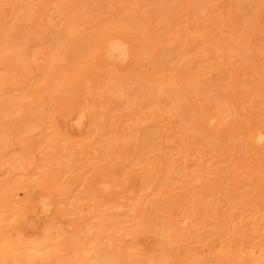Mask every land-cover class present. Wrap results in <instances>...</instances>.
Segmentation results:
<instances>
[{
  "label": "rangeland",
  "instance_id": "rangeland-1",
  "mask_svg": "<svg viewBox=\"0 0 264 264\" xmlns=\"http://www.w3.org/2000/svg\"><path fill=\"white\" fill-rule=\"evenodd\" d=\"M15 1L17 2L16 5H18V4L26 3L28 0L27 1L24 0L25 2L23 0L22 1L21 0H0V17L2 18L3 14L5 13L6 18H7V20L5 19V24L7 25L6 27L9 26L8 27L9 29L7 28L6 31L7 32L10 31V35H11L12 32H14L16 30L17 31L20 30L18 32V34L20 35L18 37L20 39L16 38L17 40H13V41L19 40L21 42V41H23L24 38H25L24 39L25 41H29V40H31V39L33 40L35 38L34 41H31V42L33 43V42L37 41L36 43H39V46H37L38 44L34 43L35 46H37V47L32 46L30 49H27V51H24V49H23L24 53L26 52L25 54L21 52L22 49H20V47H19V49L21 51L18 49V47L16 46V44H14V42L10 44V47L12 49L11 48L9 50L8 49L5 50V48L0 49V52H1L0 53V93H1L0 97L2 96L0 98V102H2V100L4 99L3 100L4 102L0 104V130H1V128H2V130H4V129L9 130L6 133V137H5L7 139L3 140V141H2V139H0V143H2V144L7 141L6 142L7 144L4 143V145H2L3 147L0 146V264H17V263H19L18 259H20L23 264H25L27 261L30 262V263L27 262V264H42V263L43 264H45V263L46 264H105V260H103V257L105 256V254H110L111 256L113 254L115 257L118 256L117 258H121V262H124L123 264H126V263L128 264L130 262H131V264H162L159 260L160 259L162 260L163 258L162 257L159 258V255H161L165 252L167 253L168 259L166 258L167 257L166 256L164 259H167V260L163 259V261H162L163 264H166V263H164V261L165 262L167 261V263H170V264H183L182 261H184V263H187V264H191V263L192 264H254L255 262H259L262 259V256H263L262 250L264 248V244H263L264 239H262L263 237H261V234H263V232H264V188H263L264 185H261V186L258 185L259 186V188H258V186L256 184H258L259 178L262 177V179L264 180V177H263L264 174L262 173V172H264V149H261L260 151H258V153L256 155H253V154H252L253 156L248 155V153H250L248 151L250 148L253 147V145L246 144V142H245L246 138H244L245 135H243V133L241 134L239 132H240V130H241V132H243L245 128H247L251 125H255L258 123L264 124V97L261 98L262 95L264 96V92H262L263 94L261 92H259L262 90V88H263L262 91H264V75H263V77H261L262 74H264V63H263L264 62V40L263 39L264 38L261 37V36L264 37V20L262 17L261 18L259 17L257 21H253V20L249 21L248 16H247V14H249V13L250 14L253 13L254 16H256V15L258 16L259 14L262 15V13H264V0H240V1L235 0L237 5H235V7H233L234 9L229 8V3L231 2V0L228 2H224V6L226 5L228 7L222 8L223 6H220L219 7L220 9L218 8V6L221 4L220 2L222 0L220 2H219V0H210V4H209V2H206V3L203 2V0H198V2H197V0H191L193 2L190 1V3H187L186 6L180 5L179 1H177V0H175V1L174 0H125V1L124 0H51V1L50 0H48V1L47 0L46 1L29 0L30 2H27L28 3V7H27L28 9H30V7L31 8L33 7L32 9H37V10L40 8L39 11L36 12V14H37L36 18L35 17L34 18H24L23 17L27 8L26 9L19 8L18 11H15V13L16 12L17 13L16 14L14 13L15 14L14 15L13 11L16 10L15 4H14V3H16ZM40 1H43V2H40ZM176 1H177V3H176ZM187 1L189 2V0H187ZM214 1H216V2H214ZM44 2H46V3H44ZM174 2L177 5L179 4L178 7H176L177 9L175 8V6H177V5H175ZM200 2H201V4H200ZM211 2H213V3H211ZM259 2H260V4H258ZM41 3H42V5H41ZM61 3H64V4L62 5ZM166 3H167V5H166ZM197 3H199V5ZM46 4L50 5L52 8L49 10L48 9L49 6H47ZM112 4H113V6H112ZM38 5H40V6L45 5V7H47V8H45L44 6L40 7ZM139 5H141V6H139ZM189 5L191 6V8H190L191 11H193V12H190L191 16L189 14V11H190ZM215 5H217V7ZM4 6H6V8H7L6 11H4V9H3V8H5ZM11 6H14V7L12 8ZM74 6H75V8H74ZM167 6H172V8H174V10L173 11L171 9L170 10L173 12V14H176V15H173L170 10H167V11H169V13H168L164 8ZM187 6H188V8H187ZM199 6H201V7H199ZM202 6H203V8H202ZM204 6L208 7V8H205ZM212 6H214V7L212 8ZM9 7H11V8H9ZM119 7H120V9H119ZM126 7L127 8L129 7V8L127 9ZM181 8L186 9V12H188V14H186L185 10H182ZM204 8H205V10H204ZM215 8L218 9L223 14L219 13V11L215 10ZM28 9H27V11L31 10V9L30 10H28ZM180 9L182 10V14L184 12L183 15L186 14L184 17L180 13L181 12V11H179ZM188 9H189V11H187ZM226 9H228V10H226ZM258 9L259 10L263 9L262 13H261V11L259 12V14H258V12L255 13V11H259ZM1 10L4 13L1 12ZM58 10H59V12H58ZM147 10L151 12V15H150V13H149V15H146V14H148ZM160 10L163 11V14L165 12V14L163 15L160 12ZM206 10L209 13V17H208ZM21 11H23V12H21ZM110 11H113V12L111 13ZM117 11L119 12V14ZM174 11L176 13H174ZM47 12H49V13H47ZM229 12L230 13L235 12L236 14L233 13L235 16L240 15L239 18H237L238 20L236 19L235 20L236 22H234L233 24H231L232 20L229 19ZM1 13H3V14H1ZM38 13H40L41 18L39 17ZM170 13H171V15H170ZM226 13H228V14H226ZM36 14H35V16H36ZM46 14H49V16ZM116 14L118 15V17L120 16L119 19L117 18ZM144 14H145V16H143ZM205 14H207V15L204 16ZM211 14H212V16H211ZM219 14L221 15L220 18L222 19V21L219 18ZM42 15H43V17H42ZM59 15H61V16H59ZM187 15L190 16V17L189 16L187 17L188 19L191 18L190 21H187V18H186ZM241 15L243 18L241 17ZM53 16L56 17L57 19H55ZM57 16L59 18L61 17L60 20L58 19ZM172 16L174 19L172 18ZM225 16H227V17L225 18ZM13 17H15V18L13 19V21H11V19ZM52 17H53V19L50 20V18H52ZM78 17L81 20H79ZM148 17H149V20H151L150 22L148 20ZM181 17H183L182 19L186 18V20L184 19L182 22V23H186V24H180L179 23V22H181V19H180ZM203 17H206L207 19L206 18L204 19ZM137 18H139V19H137ZM213 18L218 23L214 22ZM217 18H218V20H217ZM15 19H16V21H14ZM36 19H38V20H36ZM146 19H147V22L145 21ZM209 19H210V21L212 20V22L214 23L213 26L208 23V22H210ZM2 20H4V19H2ZM35 20H36V22H35ZM43 20H45L46 22H48L52 26L46 25L45 21H43ZM53 20H55V21H53ZM52 21H53V23H52ZM59 21H60V24L58 23ZM130 21H131V23H130ZM175 21H178V23H175ZM201 21H204V22L207 21V23H206L207 25L209 24V26H211L212 28L214 27L213 31L216 34H214L212 32L211 28H209L208 26L202 27L203 22L199 23ZM13 22H15V24L16 23L17 24L13 25L14 24ZM56 22H57V24H56ZM137 22H138V24H136ZM188 22L196 23V24L199 23V25L204 29L200 28V26L197 25L200 28V31H201L200 32V31H198L199 29L197 30L196 24H193V25H195L196 29H192L191 27H193V25L192 26L190 25L191 26V27H189V29H191V31H190L189 29H187ZM212 22H211V24H212ZM9 23L12 25L11 26L12 29L10 28ZM69 23L71 24V26L74 24L73 26H75L74 27L75 29L72 28L73 26L70 28ZM164 23H165V25H164ZM235 23H236V25H234ZM66 24L67 25L69 24L68 25L69 27H67ZM206 24H204V25H206ZM218 24H220L221 26L220 25L217 26ZM229 24L234 25L235 27H238L241 25L244 26L243 31L245 34L244 33L240 34L238 32L237 34L235 33L234 35L232 34L233 36L232 35L230 36L229 35L230 31L233 32L235 27L229 26ZM149 25H150V27H149ZM227 26H229V27H227ZM246 26H248V27H246ZM6 27H5V29H6ZM58 27H60V28H58ZM147 27H148V29H147ZM231 27L233 29H231ZM53 28H55V29H53ZM56 28H57V30H56ZM67 28H68V30H67ZM82 28H84V29H82ZM151 28L153 29L152 30L153 33H151L152 32ZM205 28H209L210 32L208 29H205ZM259 28H260V30H258ZM70 29H71V31H69ZM170 29H172V30H170ZM175 29H176V31L179 30V31H177L178 37H180V35L181 36L183 35V37L178 38ZM223 29H225L226 31L227 30L229 31L228 32L229 40L231 39V42L236 44L238 49L240 47L239 50H241V47L243 48L247 45V43H245L247 38L252 39V42L250 45H253L255 47V50L251 51L249 54H252V55L257 54L258 55L255 63L249 62L250 60H244V58L241 55L233 54L231 51H229V49H230L229 47H228L227 51L230 53H227V52L225 53L224 49L220 48V46H222L221 44L223 41L221 40V43H220L221 37H219V35L223 34L225 32V31H222ZM248 30H249V32H248ZM68 31L71 33L69 34ZM173 31H174V33H173ZM202 31H206V34H207V32L210 34L213 33L211 36H213L212 38L215 41L213 39H210L211 36H210V38L207 35H206L207 37H205V33ZM0 32H1L0 34H3L2 31H0ZM24 32H25V34H23ZM112 33L114 35H117V34L122 35V33H123L126 37L128 36V38L132 42L135 43L134 46L137 47L136 48L137 51L131 55V57L128 59V61L122 62L121 60H111V59L108 60L104 56L105 54L102 51V49H103L102 47H103L104 43L106 42L107 36H110V34L112 35ZM8 34H9V32H8ZM154 34L156 36L157 35L158 36L156 37V36H154ZM203 34H204V36H203ZM225 34H226V32H225ZM23 35H25V36H23ZM30 35H31V37H30ZM62 35H65V36L62 37ZM171 35H174V36L170 37ZM196 35L198 36L197 38H199V41H201V42H203L205 39V42L203 44H205L206 47L201 42L200 43L198 42V39L194 37ZM199 35H202L200 37H202L203 39L201 38V40H200ZM216 35L220 39H218L216 37ZM2 36L0 35V40L3 42L2 44L0 43V48L1 47L3 48V45H4L3 40H5ZM82 36H84V37H82ZM103 36L105 37V39ZM60 37H62L63 39L62 38L60 39ZM234 37H235V39H234ZM238 37L240 39L242 38L241 39L242 42L239 43L240 39L237 40L238 42L236 41V38H238ZM190 38H192L193 40ZM194 38L197 40V43H196V40ZM207 38L209 40H207ZM45 39H46V41H45ZM160 39L161 40L164 39V40L161 41V43H160ZM175 39H176V41L181 39V41L179 40V42H178L180 44V46H178V43L175 42ZM210 40L212 42L214 41L215 43L214 44L211 43L212 45L209 44ZM217 40L219 41L220 46L218 45ZM63 41L64 42L66 41L65 45H63L64 44ZM157 41L160 44L159 47H158V43H156ZM46 42H47V45H46ZM32 43H30V44H32ZM216 43H217V45L215 46ZM12 44H13V47L11 46ZM153 44H154V47L151 46ZM163 44L168 48L163 47V49H160V48H162ZM194 44H196V46H194ZM14 45L17 48V50L14 47ZM148 45L150 47H152V49L157 47L158 50L155 49V50L151 51L150 48L146 49V47ZM143 46H145V48ZM175 46H176V48H175ZM53 47H56L57 49H55ZM217 47H218V49H217ZM25 48H29V47H25ZM52 48L54 51L51 50ZM32 49H33V51H32ZM144 49H145V52H144ZM1 50H3V51H1ZM146 50L148 51V53ZM221 50L224 52H222ZM243 50H244V48H243ZM33 52H35V53H33ZM213 52H216V53H213ZM141 53H144V54H141ZM199 53H200V55L198 56ZM17 54H19V55H17ZM62 54H65V55L63 56ZM20 55H21V57H18ZM190 56H193V57L191 58ZM219 56H221V57H219ZM215 57H216V59H215ZM259 57H260V59H259ZM247 59H248V57H247ZM56 64H57V66H56ZM58 74H60L59 75L60 77H58ZM198 74H200V75H198ZM230 74L237 76V77L239 74L240 75L242 74L241 77L238 78V80L237 79L233 80L236 83L238 81L239 82L238 85L241 87H239L238 85H236V86L232 85L231 87H228L229 85L226 84L225 82H228V79L226 81V77L228 78L229 76H231ZM196 75L199 76V78L196 77L199 80H196V78H195ZM245 75L247 76V78ZM51 76H52V79L56 78V80H59V81L63 80L62 79V76H63V78L65 77L64 78L65 81L64 82L62 81V85H61V81L57 82L55 79L52 80ZM190 76L194 77V79L192 80V78H190ZM252 76L256 79L252 80V79H254V78H252ZM47 77H48V79H47ZM57 77L59 79H57ZM72 77H74V78H72ZM126 77H127V79H126ZM200 77H202V78H200ZM205 77L206 78L211 77V78L207 81V79ZM175 78H180V79L183 78V83L178 88V91L181 90L180 92H182V95H181V98H179L175 102V103H178V101L180 100L182 103L179 102L180 106H176L177 108H175V109L173 107H168L169 108L168 109L162 103L163 99L164 100L168 99L167 101H169V100H171V97H173L175 95L172 94L171 97H169L168 95H166L164 93L162 94L160 91H163L166 89V86L162 85V82L167 81L166 85L168 84V88L173 89V87H174V85H173L174 81L173 80ZM249 78H252V79L249 80ZM68 79H70V80H68ZM73 79H74V81H73ZM86 79H89V81L86 82ZM189 79H191L193 81L192 85H189L190 83L186 82V81L190 82L191 80H189ZM202 79L206 80L207 83L211 82L212 84L211 83L210 84L205 83V87H204V86H202V85H204V84H202V81H201ZM244 79H247L249 81L248 82L246 80L244 81ZM78 80H80L81 82ZM51 81H53V82L56 81V83L57 84L59 83L60 86H58L59 84L52 86L53 82H51ZM123 81L124 82L126 81V83L132 82L133 84L128 89L127 88L128 85L126 83H124ZM262 81H263V84H262ZM122 82H123L124 86H127L126 87L127 91H133L134 94L139 91L137 93V95L135 94L136 96L132 95L133 99H131L132 96L130 98L131 100H129V97H128L129 102L126 103V106L128 107V106H132L134 104L133 105V106H135L134 108H136V109L138 108V110L143 109L140 112L138 111L136 115L134 114L135 118L136 117L137 118L143 117L142 114H144L145 112L146 113L144 115L148 116L147 112H149V114L151 115V116L150 115L149 116L151 118H149L146 122H141L139 125V122H137L135 120V118L134 119L132 118V119L125 121L123 123V120H124V117H122L123 113H125L124 112L125 110H126V112L129 110L127 107L125 108V106L123 104L124 102L127 101L126 100L127 98H126V95H124V97L116 96L115 92H113V89H112L113 88L112 85L116 86V85H118V83H122ZM241 82H245L244 87H243V83H241ZM255 82L258 84L255 85ZM71 83H73V84H71ZM224 83L227 86L223 87V88L222 87L220 88V87H218V85H215V84H219V86H221ZM251 83L254 85L250 86ZM53 84H55V82ZM82 84H83V86H82ZM87 84L88 85L90 84V86L92 85L88 90H87ZM260 84H261V86H260ZM102 85H103V87H102ZM246 85H247V87H246ZM262 85H263V87H262ZM46 86H48L49 87L48 89H50V90H48ZM70 86H72V89L77 86V88H75L77 91H74L75 89L72 90L70 88ZM110 86H111V88H110ZM259 86H260V88H259ZM6 87H7V89L8 88H12V89L7 90ZM42 87L44 89L46 87V89L42 91L41 90V89H43ZM198 87L201 89V90H199L200 93L198 92ZM209 87H210V89H208ZM250 87H251V89H250ZM254 87H255L256 91L258 90V93L255 92V94H257V96L254 94V90H255ZM3 88H4V90H3ZM39 88L42 91V93H40L41 91H39ZM192 88L194 91L192 90ZM212 88L213 89L216 88V90H221L222 92H226V93H230V94L234 93L235 95L233 97L234 98L236 97L235 99H238V98L240 99V101H236L237 103H239V106H240V102L242 103L241 105H243L245 103L243 105L245 107L240 106L241 110H239V108H238L240 113L235 110V114H232L234 112H232L231 114H228V116L226 117L227 119H225L224 126L216 128V130H218V129L224 130V133H223V135H221L222 136L221 138H215L213 136H205L206 135L205 132L208 131V127L203 128L204 130H202V131H204V132L200 131L198 133H197L198 127L193 128V129L190 128L191 124L192 125L194 123L196 124V121H197L196 126H198L199 122L201 121L200 119L203 118L204 113H205V111H204L205 108H202L201 106H205V104H207V103H209L208 105L211 106L214 103V101L216 103L222 102V100H219V99L217 101L216 100L212 101L209 99V97L212 95V93H211L212 91H210V90H212ZM248 88L250 89V91H247L248 92L247 93L245 91ZM203 89H204V91H203ZM6 90H7V92L4 93L3 91H6ZM46 90H48V91H46ZM155 90H157V91H155ZM206 90H208V91H206ZM26 91L27 92L30 91L29 95L27 94ZM32 91H34V92H32ZM134 91H136V92H134ZM251 92H253V93H251ZM210 93H211V95H210ZM24 94H26L27 97H26V95L24 96ZM230 94H228V95H230ZM250 94H251V96H250ZM252 94L255 96L254 98H253ZM43 95L47 98V101L45 100V97ZM151 95H153V96L155 95L156 97H153ZM87 96L89 97L87 102H89L90 104H92V102H97L99 104H102L101 106H96V107L94 105H93L94 107L92 105H90L93 107V108L91 107V109L96 111V108H97L96 112L100 111L102 113V111H103V112L107 113L106 114L107 117L105 118L102 115L103 113L101 114L100 112H98L99 115H97V116H99V117H97V116L96 117L101 118V119H99V120L96 119V125L94 126V128L97 131H95V133L93 135H91L92 137L90 136L89 138L85 137L86 135L85 134L83 135L82 132H80V131H75V130L72 131V128L70 127V123L67 122V124H66V121L65 122L63 121V119L65 120L64 117L67 114H69V115L72 114L74 111L77 110L78 107H80L81 105L86 103V100H87L86 97ZM195 96H196V98H195ZM112 97H114V98H112ZM148 97L149 98L151 97V98L148 99ZM11 98L14 99L13 100L14 102L16 101L15 104L12 100H10ZM37 98L41 102H39V101L37 102V100H36ZM243 98H244V101H246V102L243 101ZM249 98L251 99L252 102L256 98L255 99L256 101L254 100V103H252V105H251V101ZM252 98H253V100H252ZM7 99L10 101H8ZM43 99L46 101V102H44L45 104L42 103ZM90 99H91V101H90ZM109 99H111V100H109ZM157 99H159L160 104L161 103L162 104L157 105V106L153 105L151 107V105H152L151 102H158L159 103V100L157 101ZM188 99H189V101H188ZM207 99H209V102L205 101ZM257 99H258V101H257ZM27 100H29V101H27ZM138 100H141V101L137 102ZM108 101H109V104L107 103ZM142 101H144V102L147 101L146 104L148 103V108H147L146 104H145L146 107H144L145 105L140 107L142 105V103L144 104V102H142ZM260 101H261V103H260ZM10 102H12V103H10ZM17 102H18V106H17ZM19 102L21 104L24 102L27 103L29 106L28 109L29 108L33 109V107H35V106L37 108L38 105H36L35 103H38L40 105L39 106L40 108L43 107V109H41V110H43V112H41V110L39 112V110L38 109L35 110V108H34V110L36 112L34 111V113H33L31 109H30L31 111L28 112L27 111L28 109L26 107H24L26 112H28V114H26L25 110L23 109L24 104L22 106ZM104 102L107 103V106ZM5 103L7 106L5 105ZM31 103H33V104H31ZM137 103H139V104H137ZM216 103H214V105ZM11 104H13V105H11ZM30 104L32 105V107H30L31 106ZM115 104H119L122 106H120V107L115 106L112 110H110L111 108L108 109L109 107H111ZM200 104H201V106H200ZM224 104L227 105L226 103H224ZM4 105L6 108H4ZM195 105L197 106V108L199 107V109H197ZM220 105H218V106H220ZM159 106H163V108L161 109ZM192 106H195V107H192ZM7 108H8V110H7ZM15 108L16 109L19 108V110L17 109V111H16ZM159 109H161V110H159ZM195 109H197L198 111H195V114H194L195 116L189 117L192 119V120H190V123H187L186 125L183 124V127H182V125H180L182 122L180 123V121H184V123H185V121L187 119L186 118L183 119V117L186 115L185 117L188 118V116H190L191 111H194ZM201 109H203V110L201 111ZM216 109L217 108H214V110L212 109L211 111L215 112V111H217ZM180 111H182L183 113H179ZM141 112H143V113H141ZM176 112H178V113H176ZM201 112L202 113L204 112V113L202 114ZM236 112L239 114H237ZM98 113H96V114H98ZM120 114H121V117L119 116ZM161 114H162V117L164 114V118H162L164 120H159L161 118V116H160ZM201 114H202V116H201ZM182 115H183V117H180ZM156 116H159L160 118L159 117L156 118ZM199 116H201V118H199ZM195 117H197V118H195ZM17 118L19 121L18 123L16 122ZM117 118L120 120L119 122H117V120H118ZM27 120L28 121L31 120V122L29 123ZM33 120L35 121V124H38L36 122H39L40 124H38L39 126L36 125L37 127L34 126L35 128H33V127L30 128L29 125L33 122ZM9 121H11V122H9ZM251 121H252V123H251ZM7 122H8V124H7ZM163 122H167L168 123L167 125L173 126L172 130H173V128H175V130H177L179 132H182V133L186 132L191 137L187 138L188 140H186V142L183 141L184 143L183 144L180 143L179 145H178L177 141L179 140L180 136L176 139H174L175 138L174 137L173 141L170 142V146L168 148L162 147L163 144L158 145V148H154L153 145H155L156 143L158 144L161 141V139H160L161 137L157 138L158 132L161 131L159 129V127H157V126L159 124H164ZM204 122H206V121H204ZM97 123H99V125ZM128 124L132 128H134V126L136 127L137 125H139L141 130L137 129V131L131 132L129 130L130 128L128 129ZM32 125H34V124L32 123ZM65 125H66V127H65ZM131 125H133V126H131ZM225 125H226V127H225ZM227 125L230 127H228ZM237 125L238 126L244 125V126L243 127H237ZM97 126H98V128H97ZM245 126H247V127H245ZM142 127H144V129H142ZM241 128H244V129H241ZM72 132H74V133H72ZM102 132L106 135H104ZM101 133H102V135H101ZM57 134H58V136H57ZM136 135L138 137L141 136V138L140 139L137 138ZM116 136L118 138H120L119 142L116 141ZM65 137H66V139H65ZM112 137H114L113 140H112ZM200 137L204 138V140H202V144H201L204 146H200L198 148V150H195L193 152L191 150V148L196 149L198 147V146L196 147L197 144L194 142L195 138H198V140H199ZM206 137H207V139H206ZM63 139H65V140H63ZM75 139L80 140V142L78 143V144H80V145H78V148L79 147L81 148L82 145L83 146L86 145L85 146L86 149L89 150V148H92V149H90V151L91 150L92 151L90 153H84V151H80V153H79V150L77 151V149H75L77 147L73 146L74 145L73 142L75 143V141H76ZM101 139H103V140L105 139L106 142H104V143L100 142ZM175 140H177V141H175ZM107 141L109 142V144H107ZM199 141H201V140H199ZM209 141H211V143ZM224 141L226 144H223ZM112 142H114L115 145ZM217 142H218V144H217ZM247 143H248V141H247ZM53 144H55L54 147H53ZM57 144H59V145L56 146ZM90 144H92V145L90 146ZM92 146H95V147L99 146L101 151L97 152V151H99V149L94 151L95 149ZM189 146H190V148H189ZM211 146L212 147L214 146V149ZM57 147H58V149H57ZM72 147H74V148H72ZM209 147H211V148H209ZM232 147H234L236 149H233ZM110 148H111V151L109 152ZM181 148H184V149H181ZM56 149L59 151H57ZM177 149L181 150V152L177 151ZM216 150H218V151H216ZM203 151H205V152L211 151V152H208L207 155L203 157L204 159H202V160H199V158L197 159V157H199ZM188 152H192L193 154L190 155V153H188ZM218 152L220 154H217L218 157H216L215 160H217V158L221 159V160L227 158V160L219 162L218 164L214 165V167L212 168L211 165L208 163V161H205V160H207L214 153H218ZM91 153H92V157H94V156L95 157L92 159L90 158L89 162L85 161V160H88V157H91ZM261 153H263V154H261ZM86 154H87V156H86ZM186 154L187 155L189 154V156L186 157L187 156ZM257 155L260 156V158H258L259 161L257 159ZM59 157H60V159H59ZM247 157H249V158H247ZM254 157H256V159ZM15 158H17V161ZM176 158L178 159L177 160L178 162H183L182 164L179 165V167L181 166V168L184 167V164L188 165V163L195 161V160L196 161L198 160L199 163L204 162V165H207V166H204V168L198 172H196V171L193 172L194 174H191V175H186V173L191 171V169H195L197 167V165L190 166L189 168H187V170H185V175H184V173L180 174L182 171H179V173L177 171L172 172V169L175 167V165L170 166L171 168H169V170L165 169L166 166H168L170 163H172L174 160H176ZM250 158H252V159H250ZM252 160H255V161H252ZM261 160H263L262 164H261ZM6 161L8 162V164ZM163 161H164V163H163ZM250 162H253V163L251 164L252 166L250 167V169H248L251 174H248L247 172H249V171H247L245 173V171L247 169L243 168V166H245L247 163H250ZM61 164H63V165L61 166ZM176 164H178V163H176ZM1 165H4V167H2ZM225 165H227L228 167L231 165L230 168H232V169H230V171L233 170L232 175L229 173L230 171L226 169L227 166H225ZM6 167H7V169H6ZM156 167L160 168L162 170V173H160L161 170L159 169L158 170L159 172L157 174ZM206 167H210L211 169H216L217 171L215 170L213 172L214 174H212V172L210 170H209V172H207L208 169ZM235 168H238L237 169L238 172H236V173H235V170H236ZM199 172H202L203 174H205L204 176L207 177V179H208V180H206V178L204 179L207 181L206 189L209 190V191H207V194L205 193V195L207 196L209 194V195H211V197L208 196V198H205V196H201L198 194H196L194 197V195H192L191 193L189 194V190L186 191L185 187L182 186L180 188V186L184 185L186 182H188L190 180L192 181L193 175H196V173H199ZM113 173H117V174H113ZM172 173L174 176L172 177V179H169V178H171L170 176ZM138 174H141V175H138ZM225 174H230V175L228 177H226ZM107 175H108V177H106ZM135 175H136V177H135ZM163 175L165 176V178ZM168 175H170V176H168ZM221 175L222 176L224 175L223 178H225V179L227 178V180L229 178H234V177L235 178H241L242 177L240 181L242 182V180H243L245 182L243 184L240 182H236V184L237 183H239V184H238L237 188H235L233 191L235 194V197L231 198L228 194L227 195L221 194L222 196L221 195L220 196L223 199L227 200V201H222V203L219 202V199H218L219 195L216 193L214 194L212 192L213 190L210 189L211 185L212 186L214 185L212 183L213 182L215 183L216 179H217L216 182L218 181L220 183H223L224 179L220 178ZM116 176H117V179H116L117 181L115 180ZM126 176H128L127 178H128L129 182L125 181V180H127ZM137 176H139V178ZM142 176H144V177H142ZM175 176L176 177L178 176L180 178L175 179ZM236 176H238V177H236ZM103 177H105L106 179L108 178L109 180L111 178L112 181L110 180V182H112V183L113 182L114 183L120 182L119 183L120 187L115 186L116 187V188L114 187L115 189L114 188L111 189V191H113V192L115 191L116 194H113L109 190L108 193L110 192L112 194L109 193V196H107L108 195L107 192L102 193V191H100L101 189H99L98 186H99V182L101 181L100 179H102ZM208 177H211V178L215 177V178H213L214 181L212 182ZM262 179H259V181ZM123 180H124V184L126 183L125 184L126 189H128L131 186L134 189L136 188L138 193H137V191H134L131 193L126 192V189L123 188V184L121 183ZM141 181H143V182H141ZM146 181H147L148 185L150 183L149 186L147 185L148 187L144 188L145 185L144 186L141 185L144 189L142 187L138 188L140 183L144 184ZM247 181H249V182L251 181L252 183L246 184ZM224 182H225V180H224ZM228 182H226V184ZM51 183H53V185ZM127 183H128V188H127ZM45 184H47V185H45ZM48 185H49V187H47ZM22 186H24V187L20 188ZM53 186H55V188ZM225 186L228 187L227 185H225ZM40 187H42L43 190H44V188H45V190H47L48 188H49L48 190L53 188L52 190H55V191H59L61 188L62 193H60L59 195L56 194L57 195L56 197L60 201H64V200L65 201L60 202V205H61V207H63L64 210L62 209L63 212L58 213V218L62 217L63 220L60 221V220L56 219L55 220L56 222L53 221L52 224L53 225H54V223H56V224L54 226H52V224H51L49 231H47V233L48 232L50 233L47 236L49 237L51 235L50 238H53V239H50V240L46 239V240H47V242L53 243V246L48 245L47 246L48 248L41 250V252H37V250L34 248L33 249L28 248L29 247L28 241H29V239L33 240L34 238H37L34 240H39V241L42 240L44 238V236L46 235V232L43 233L44 231H41V230H44L45 225H46L45 223L50 222L49 219H47L48 221H46L44 223V221L46 220L45 215H41L40 217H38V216L34 215V213L32 214V212H31L32 207H33V203L35 202L34 201L35 198L42 191V189ZM58 187H59V189H58ZM119 188H121V189H119ZM68 189H70L72 191H70ZM117 189L120 190V193L118 196H117V192H119V191ZM122 189L125 192L121 191ZM39 190H41V191H39ZM163 191H164V193H163ZM126 193L129 195V198H127V201L125 199L126 196L128 197V195H126ZM121 194H123L125 196L122 198H119L120 196H122ZM231 194H232V192H231ZM236 194H238V196H236ZM145 195L147 197H145ZM197 195L200 198L194 199V198H197ZM103 196L104 197L107 196L108 198H106V197L104 198ZM114 196L116 197L117 201H116ZM100 197L101 198L103 197L102 198L104 200L103 202L101 201ZM112 197H114V199ZM136 197H138L137 198L138 200L135 199ZM111 198H112L111 201L110 200H108V202L105 201V199L107 200V199H111ZM209 198H211V202L210 201L208 202ZM212 198H214V199L217 198V199H216V201L214 199L212 201ZM129 199H131V200H129ZM205 199H207V200H205ZM133 200H137V201L132 202ZM151 200H153L154 202L152 201L150 203ZM155 200L157 201V203ZM119 201L125 202L126 204L125 205L121 204V206L119 205V207H118ZM66 202H68L69 204ZM71 202H73V204H71ZM225 202H227V203H225ZM153 203H155V205ZM84 204L86 205L85 210L83 208H81L84 211L78 209L79 205H84ZM114 204H115V207L112 208L111 206H113ZM66 207H67V209H66ZM143 207H144V209L142 211ZM194 207H196L197 214H198V215H196V214L194 215L195 221L200 224L197 226L196 230L193 229V227L197 224L196 222H195V225L191 229L187 228L188 232H190V233H188L189 235L185 232L186 230L185 231L181 230L182 228L177 227V226H176L177 228L170 227L169 230L165 229V227L167 225L166 223H169V220L172 218L171 216L176 217L175 214L177 216H179L182 214L183 211L184 212L186 211V213L187 212L191 213L192 211H194ZM198 207H200L201 209ZM72 208L73 209L76 208V210L74 209L73 211H70ZM101 208H103V209H101ZM206 208H208V209L210 208L209 209V210H211L210 213L212 211L214 213L215 212L216 213L210 214L209 211L206 210ZM144 210H146V211H144ZM126 211L128 212L129 215L125 214V213H127ZM178 211H179V214H177ZM30 218H31V220H30ZM28 219L30 220L29 224H28ZM128 219H129V221H127ZM112 220H115V221H112ZM33 221L35 222V225H34ZM102 221H103V223H102ZM105 221H106V223H107V221L108 222L110 221L109 223H110L111 228L106 227L107 229H105L103 231V229H104L103 225H105ZM116 221H118V222L115 223ZM143 221H144V223H143ZM211 221L214 223H211ZM100 222L103 225H101ZM31 223H33V224H31ZM111 223L113 225H111ZM209 223H211V224H209ZM262 223H263V225H262ZM42 224H44V226ZM89 224H91L90 225L91 227L89 226ZM97 224L98 225L100 224L102 226V227L100 226V228H102L101 230H99V227ZM201 224H202V228L200 229ZM206 224H208V226H206ZM76 225L77 226L79 225V226L76 227ZM92 225H95L96 231H94L95 229L92 228ZM108 225L109 224H107V226ZM260 226H262V227H260ZM167 228H168V226H167ZM79 229L81 231H79ZM164 229H165V231H164ZM174 230L176 231L175 232L176 234H174ZM260 230H262V231H260ZM196 231H197V234H196ZM95 232H98L97 233L98 235H96V239L94 237ZM191 232H194V233H191ZM41 234H42V236H41ZM53 235L56 237H54ZM38 237L40 239H38ZM182 238H184V240ZM3 240L4 241L7 240L6 244L4 243ZM24 240L26 242H24ZM161 240L164 242H162ZM157 241L161 242V244H159ZM19 242H21V243H19ZM162 243H164V244H162ZM30 244H33V243L30 241ZM92 246L94 247V249L92 248ZM188 246L190 247V249ZM90 247L92 250H89ZM182 247H184V248H182ZM136 248L138 250H140V248H142L145 252H148L151 249V253H150V251L148 252V254L150 253V255L145 253L142 249H141V251H143V253L138 251V252H140V255L146 256V254H147L148 255L147 257L149 258V260L147 258H145L144 256H141V257H143V261L141 259H139L138 258L139 257L138 252H137ZM152 248H155L154 249L155 251L152 250ZM169 248H171V249H169ZM196 248L198 251L196 250ZM160 249H162V250L164 249V251H161ZM165 249H167V251H165ZM134 250H136V252ZM194 251H196V252H194ZM202 251H203V253H202ZM132 252H134V255H136V256H134L132 254V257H131ZM152 252H154V253L152 254ZM187 252H188V255H187ZM193 252H194V254H192V257H191L190 253H193ZM33 254H35V255H33ZM100 254H101V256L102 255H104V256L102 258L101 257L99 258ZM122 254L123 255L125 254L124 257ZM157 254H159V255L157 256ZM175 254H180V255H178V256H180V258L183 256H185V257L181 261L177 255L175 256ZM196 254L198 256L202 255V258H200V260L198 258V260H197L196 256H195V258L193 257V255H196ZM133 256H134V258H136V260L137 259L138 260L136 261L133 258ZM153 256L154 257L156 256V258L157 259L159 258V259L157 260ZM94 257H95V259H94ZM127 257H129V258H127ZM150 257H151V259H150ZM253 257H257V258L255 260H253L252 259ZM91 258H92V260H91ZM131 258H133V260ZM175 260L178 262H176ZM106 264H108V263L106 262Z\"/></svg>",
  "mask_w": 264,
  "mask_h": 264
},
{
  "label": "bare ground",
  "instance_id": "bare-ground-1",
  "mask_svg": "<svg viewBox=\"0 0 264 264\" xmlns=\"http://www.w3.org/2000/svg\"><path fill=\"white\" fill-rule=\"evenodd\" d=\"M22 1V0H21ZM24 1V0H23ZM27 1V0H26ZM34 1V0H33ZM43 1H46V0H43ZM43 1H40V2H43ZM48 1V0H47ZM51 1V0H50ZM125 1V0H124ZM175 1V0H174ZM177 1H179V4L180 5H183V6H186L187 5V3H190V1L191 0H189V2L187 1V0H177ZM177 1H176V3H177ZM221 0H219V2H220ZM228 1H230V0H222L220 3V5L218 6V8L220 7V6H223L222 8H224V7H228V6H224V2H228ZM238 1V0H237ZM240 1V0H239ZM9 2V1H8ZM16 2V1H15ZM25 2V1H24ZM27 2H30L29 0L27 1ZM23 3V4H18V5H16L17 4V2L16 3H14L15 4V7H16V10H14L13 11V14L15 13V11H18V9L19 8H23V9H26L27 7H28V3ZM32 2V1H31ZM38 2V1H37ZM36 2V3H37ZM166 2V1H165ZM168 2V1H167ZM191 2H193V1H191ZM197 2H198V0H197ZM203 2H209V4H210V0H203ZM214 2H216V1H214ZM246 2V1H245ZM34 3V2H33ZM44 3H46V2H44ZM43 3V4H44ZM130 3V2H129ZM142 3V2H141ZM150 3V2H149ZM175 3V2H174ZM175 3V5H177ZM211 3H213V2H211ZM31 4V3H30ZM35 4V3H34ZM49 4V3H48ZM62 5L64 4V3H61ZM92 4V3H91ZM148 4V3H147ZM159 4V3H158ZM173 4V3H172ZM178 4V5H179ZM196 4V3H195ZM198 5H199V3H197ZM200 4H201V2H200ZM216 4V3H215ZM219 4V3H218ZM226 4V3H225ZM242 4V3H241ZM258 4H260V2L258 3ZM7 5V4H6ZM41 5H42V3H41ZM47 5V4H46ZM75 5V4H74ZM105 5V4H104ZM108 5V4H107ZM161 5V4H160ZM166 5H167V3H166ZM170 5V4H169ZM178 5L177 6H175V8L176 7H178ZM206 5V4H205ZM235 5H237V3L235 2V0H231V2L229 3V8H233V7H235ZM8 6V5H7ZM33 6V5H32ZM35 6V5H34ZM38 6H40V5H38ZM44 7H45V5H43ZM43 6H40V7H43ZM47 6H49V10L52 8L50 5H47ZM112 6H113V4H112ZM139 6H141V5H139ZM143 6V5H142ZM157 6V5H156ZM165 6V5H164ZM173 6V5H172ZM172 6H167V7H164L165 8V10L167 11V10H174V8H172ZM194 6V5H193ZM192 6V7H193ZM196 6V5H195ZM208 6V5H207ZM216 7H217V5H215ZM5 8H3L4 9V11H6L7 10V8H6V6H4ZM12 8L14 7V6H11ZM11 7H9V8H11ZM78 7V6H77ZM121 7V6H120ZM120 7H119V9H120ZM130 7V6H129ZM128 7V8H129ZM137 7V6H136ZM169 7V8H168ZM171 7V8H170ZM198 7V6H197ZM199 7H201V6H199ZM205 7V6H204ZM214 6H212V8H213ZM246 7V6H245ZM33 8V7H32ZM31 7H30V9H28V10H30V11H27V9H26V12H25V14L23 15V17L24 18H36L37 17V14H36V12L37 11H39V9L37 10V9H32ZM35 8V7H34ZM45 8H47V7H45ZM74 8H75V6H74ZM122 8V7H121ZM127 8V7H126ZM127 8V9H128ZM144 8V7H143ZM159 8V7H158ZM163 8V9H164ZM167 8V9H166ZM187 8H188V6H187ZM191 8V6L189 5V9ZM202 8H203V6H202ZM205 8H208V7H205ZM205 8H204V10H205ZM211 8V9H212ZM251 8V7H250ZM15 9V8H14ZM86 9V8H85ZM133 9V8H132ZM135 9V8H134ZM161 9V8H160ZM177 9V8H176ZM182 9V8H181ZM179 10V11H181L180 13L182 14V10H185V13L186 14H188V12H186V9H182V10ZM189 9L187 10V11H189ZM220 9V8H219ZM234 9V8H233ZM45 10V9H44ZM63 10V9H62ZM117 10V9H116ZM123 10V9H122ZM131 10V9H130ZM143 10V9H142ZM141 10V11H142ZM170 10V11H171ZM201 10V9H200ZM203 10V9H202ZM203 10V11H204ZM213 10V9H212ZM215 10H218V9H216L215 8ZM225 10V9H224ZM223 10V11H224ZM226 10H228V9H226ZM259 10V9H258ZM134 11V10H133ZM171 11V12H172ZM207 11V10H206ZM219 11V10H218ZM233 11V10H232ZM231 11V12H232ZM261 11V13H262V11H263V9L262 10H259V11H255V13L256 12H258V14H259V12ZM1 12H3L2 10H1ZM21 12H23V11H21ZM43 12V11H42ZM45 12V11H44ZM58 12H59V10H58ZM111 13L113 12V11H110ZM115 12V11H114ZM118 12V11H117ZM130 12V11H129ZM147 12H148V14H146V15H149V13H150V15H151V12L150 11H148L147 10ZM160 12L163 14V11H161L160 10ZM159 12V13H160ZM168 13H169V11H167ZM166 12V13H167ZM190 12H193V11H191V9H190V11H189V14H190ZM210 12V11H209ZM4 13V12H3ZM3 13H1V14H3ZM12 13V12H11ZM17 13V12H16ZM15 13V14H16ZM36 14V16H35V14ZM47 13H49V12H47ZM75 13V12H74ZM145 13V12H144ZM174 13H176L175 11H174ZM217 13V12H216ZM219 13H222V12H220L219 11ZM233 13H235V12H233ZM233 13H230L229 12V19H231L232 20V22H231V24H233L234 22H236L235 20L237 19V18H239V16L240 15H234ZM247 13V12H246ZM245 13V14H246ZM8 14V13H7ZM14 14V15H15ZM60 14V13H59ZM62 14V13H61ZM80 14V13H79ZM118 14H119V12H118ZM136 14V13H135ZM164 14H165V12H164ZM163 14V15H164ZM172 14H173V12H172ZM183 14H184V12H183ZM182 14V16L184 17L185 15H183ZM207 14H208V17H209V13H208V11H207ZM207 14H205L204 16H206ZM223 14V13H222ZM226 14H228V13H226ZM236 14V13H235ZM38 15H39V17L41 16L40 15V13H38ZM46 15H48L49 16V14H46ZM117 15V14H116ZM170 15H171V13H170ZM173 15H176V14H173ZM225 15V14H224ZM223 15V16H224ZM2 16V15H1ZM47 16V17H48ZM59 16H61V15H59ZM142 16V15H141ZM143 16H145V14L143 15ZM189 15H187L186 16V18L188 17ZM190 16H191V14H190ZM189 16V17H190ZM193 16V15H192ZM211 16H212V14H211ZM247 16H248V20L249 21H251V20H253V21H257L258 20V18L260 17H262L263 18V20H264V13H262V15H256V16H254V14L253 13H249V14H247ZM4 17V18H3ZM3 17L1 18L0 17V31H2V33L4 34H0L5 40H3L4 41V45H3V48L1 47L0 49H4L5 48V50H9L11 47H10V44L11 43H13L14 42V44H16V46L18 47V49H19V47H20V49H22V53H24V51H27V49H30L32 46H35V44L34 43H36L37 41H35V42H31V41H34V39L32 40H29V41H25L24 39H23V41H13V40H17L16 38H19L18 36H20L19 34H18V32L20 31V30H16V31H14V32H12V34L10 35V31H8L9 32V34H8V32L6 31L7 30V28L9 27H6L7 25L5 24V19L7 20V18H6V15H5V13L3 14ZM42 17H43V15H42ZM54 17V16H53ZM53 17L52 18H50V20L51 19H53ZM58 17V16H57ZM109 17V16H108ZM128 17V16H127ZM135 17V16H134ZM147 17V16H146ZM183 17H181L180 19H181V22H179L180 24H186V23H182L183 22V20L185 19L186 20V18H184V19H182ZM214 17V16H213ZM221 17V15L219 14V18ZM227 16H225V18H226ZM234 19H233V18ZM241 17H242V15H241ZM15 17H13L12 19H11V21H13V19H14ZM18 18V17H17ZM22 18V17H21ZM41 18V17H40ZM55 19H57L56 17H54ZM61 18V17H60ZM60 18L58 17V19L60 20ZM65 18V17H64ZM79 18V17H78ZM117 18L119 19L120 18V16L118 17V15H117ZM125 18V17H124ZM163 18V17H162ZM172 18H173V16H172ZM204 19L206 18V17H203ZM243 18V17H242ZM2 19H4V20H2ZM9 19V18H8ZM44 19V18H43ZM137 19H139V18H137ZM174 19V18H173ZM190 19L191 18H187V21H190ZM207 19V18H206ZM214 19V18H213ZM2 20V21H1ZM20 20V19H19ZM18 20V21H19ZM36 20H38V19H36ZM36 20H35V22H36ZM63 20V19H62ZM79 20H81L80 18H79ZM148 20H149V17H148ZM171 20V19H170ZM217 20H218V18H217ZM220 20L222 21V19L220 18ZM227 20V19H226ZM238 20V19H237ZM14 21H16V19L14 20ZM43 21H45V20H43ZM53 21H55V20H53ZM53 21H52V23H53ZM57 21V20H56ZM85 21V20H84ZM140 21V20H139ZM146 22H147V19L145 20ZM151 20H149V22H150ZM208 21V20H207ZM207 21H201V22H199V23H202L203 25L204 24H206L207 23ZM209 21H210V19H209ZM240 21V20H239ZM238 21V22H239ZM247 21V20H246ZM33 22V21H32ZM65 22V21H64ZM79 22V21H78ZM142 22V21H141ZM171 22V21H170ZM186 22V21H185ZM211 22H212V20L210 21V22H208L210 25H212L213 26V22H212V24H211ZM214 22H216V20L214 19ZM220 22V21H219ZM224 22V21H223ZM228 22V21H227ZM259 22V21H258ZM14 24L13 25H16L15 24V22H13ZM29 23V22H28ZM45 23H46V25H49V26H52L51 24H49L48 22H46L45 21ZM55 23V22H54ZM59 24H60V21L58 22ZM63 23V22H62ZM71 23V22H70ZM69 23V24H70ZM97 23V22H96ZM128 23V22H127ZM130 23H131V21H130ZM145 23V22H144ZM172 23V22H171ZM175 23H178V21H175ZM199 23H190V22H188V24H187V29H189V27H191L193 24H196V27H197V30L198 31H200V28H202V27H206V26H208L209 28H211V30H212V32L214 33V27L212 28L211 26H209V24L207 25H202V27L199 25ZM216 23H218V22H216ZM240 23V22H239ZM254 23V22H253ZM10 24V23H9ZM24 24V23H23ZM56 24H57V22H56ZM68 24V25H69ZM73 24V23H72ZM136 24H138V22L136 23ZM231 24H229V26H234V25H236V23L234 24V25H231ZM247 24V23H246ZM28 25V24H27ZM33 25V24H32ZM31 25V26H32ZM45 25V26H46ZM55 25V24H54ZM67 25V24H66ZM65 25V26H66ZM67 25V27H69ZM74 25V24H73ZM72 25V26H73ZM96 25V24H95ZM133 25V24H132ZM144 25V24H143ZM164 25H165V23H164ZM191 25V26H190ZM197 25H199L200 26V28H199V26H197ZM220 24H218L217 26H219ZM228 25V24H227ZM238 25V24H237ZM12 25L10 24V28L12 29V27H11ZM34 26V25H33ZM32 26V27H33ZM64 26V25H63ZM71 26V24H70V28L72 27ZM127 26V25H126ZM172 26V25H171ZM221 26V25H220ZM229 26H227V27H229ZM5 27H6V29H5ZM37 27V26H36ZM75 26H73L72 28L73 29H75L74 28ZM94 27V26H93ZM149 27H150V25H149ZM162 27V26H161ZM235 27V26H234ZM246 27H248V26H246ZM58 28H60V27H58ZM66 28V27H65ZM64 28V29H65ZM192 29H196L195 28V25H193V27H191ZM209 28H205V29H208L209 30ZM254 28V27H253ZM256 28V27H255ZM9 29V28H8ZM36 29V28H35ZM53 29H55V28H53ZM52 29V30H53ZM82 29H84V28H82ZM147 29H148V27H147ZM186 29V30H187ZM202 29H204V28H202ZM231 29H233L232 27H231ZM243 29H244V26H238V27H235L234 28V30H233V32H231L230 31V33H229V35L231 36L232 34L234 35L235 33L237 34L238 32L240 33V34H242V33H244V31H243ZM38 30V29H37ZM56 30H57V28H56ZM59 30V29H58ZM67 30H68V28H67ZM80 30V29H79ZM153 29L151 28V31H152ZM156 30V29H155ZM170 30H172V29H170ZM190 31H191V29H189ZM207 30V31H208ZM230 30V29H229ZM246 30V29H245ZM251 30V29H250ZM257 30V29H256ZM258 30H260V28L258 29ZM28 31V30H27ZM44 31V30H43ZM61 31V30H60ZM69 31H71V29L69 30ZM68 31V32H69ZM175 31H176V29H175ZM177 31H179V30H177ZM177 31H176V34H177ZM181 31V30H180ZM183 31V30H182ZM222 31H225L226 32V34H225V32L223 33ZM221 32L223 33V34H220L219 35V37H221V39L220 38H218L217 37V35H216V37L218 38V39H220V43H221V40L223 41L222 42V46H220V44H219V41L217 40V43H218V45L220 46V48L222 49H224V51H225V53L227 52V53H230V52H228L227 51V49H228V47L230 48L229 49V51H231L233 54H237V55H241L243 58H244V60H250L249 62H253V63H255L256 62V58L258 57V55L257 54H249L251 51H254L255 50V47L253 46V45H250L251 44V42H252V39L251 38H247L246 39V41H245V43H247V45L245 46V47H243L244 48V50H243V48L241 47V50H239L240 49V47H239V49H238V47H237V45L236 44H234L233 42H231V39L229 40V36H228V30L226 31L225 29H223ZM29 32V31H28ZM35 32V31H34ZM45 32V31H44ZM66 32V31H65ZM201 32V31H200ZM202 32H204L205 33V37H207V36H209V38H210V36L213 34H210V33H208L207 32V34H206V31H202ZM209 32H210V30H209ZM248 32H249V30H248ZM257 32V31H256ZM255 32V33H256ZM1 33V32H0ZM27 33V32H26ZM33 33V32H32ZM38 33V32H37ZM54 33V32H53ZM56 33V32H55ZM67 33V32H66ZM71 32H69V34H70ZM137 33V32H136ZM151 33H153V31L151 32ZM173 33H174V31H173ZM184 33V32H183ZM199 33V32H198ZM220 33V32H219ZM262 33V32H261ZM23 34H25V32L23 33ZM35 34V33H34ZM68 34V35H69ZM77 34V33H76ZM117 34V33H116ZM149 34V33H148ZM172 34V33H171ZM201 34V33H200ZM209 34V35H208ZM214 34H216V33H214ZM225 34V35H224ZM239 34V35H240ZM245 34V33H244ZM250 34V33H249ZM257 34V33H256ZM255 34V35H256ZM260 34V33H259ZM9 35V36H8ZM27 35V34H26ZM59 35V34H58ZM140 35V34H139ZM198 35V34H197ZM194 36L195 38H197L198 36ZM207 35V36H206ZM232 35V36H233ZM261 35V34H260ZM23 36H25V35H23ZM35 36V35H34ZM63 36H65V35H62V37ZM106 36V35H105ZM149 36V35H148ZM154 36H156L155 34H154ZM158 36V35H157ZM156 36V37H157ZM174 35H171L170 37H173ZM176 36V35H175ZM200 36H202V35H199V37ZM203 36H204V34H203ZM259 36V35H258ZM30 37H31V35H30ZM62 37H60V39L62 38ZM68 37V36H67ZM82 37H84V36H82ZM104 37V36H103ZM177 37H178V34H177ZM180 37H183V35L181 36L180 35ZM180 37H178V38H180ZM204 37V38H205ZM213 36H211V38L210 39H213L212 38ZM248 37V36H247ZM262 38H264L263 36H261ZM23 38V37H22ZM42 38V37H41ZM137 38V37H136ZM149 38V37H148ZM161 38V37H160ZM176 38V37H175ZM193 38V37H192ZM192 38H190V39H192ZM194 38V39H195ZM201 38L202 37H200V40H201ZM215 38V37H214ZM216 38V39H217ZM260 38V37H259ZM11 39V40H10ZM20 39V38H19ZM28 39V38H27ZM63 39V38H62ZM104 39H105V37H104ZM139 39V38H138ZM162 39V38H161ZM160 39V43H161V41H163V40H161ZM182 39V38H181ZM181 39H179L180 41H181ZM198 39V42L200 43L201 41H199V38H197ZM203 39V38H202ZM234 39H235V37H234ZM238 39H240L239 37L238 38H236V41L238 40ZM242 39V38H241ZM240 39V41H239V43L240 42H242V40ZM44 40V39H43ZM86 40V39H85ZM158 40V39H157ZM166 40V39H165ZM173 40V39H172ZM179 40L178 41H176V39H175V42L176 43H178L179 42ZM189 40V39H188ZM193 40V39H192ZM196 40V39H195ZM207 40H209L208 38H207ZM214 40V39H213ZM254 40V39H253ZM264 40V39H263ZM45 41H46V39H45ZM62 41V40H61ZM67 41V40H66ZM65 41V42H66ZM155 41V40H154ZM215 41V40H214ZM212 42L211 40H210V42H209V44H214L215 42ZM56 42V41H55ZM64 42V41H63ZM65 42H64V44L63 45H65ZM205 42V39H204V41L203 42H201L202 44ZM238 42V41H237ZM0 43L2 44L3 42L0 40ZM20 43V44H19ZM30 43H32V44H30ZM78 43V42H77ZM154 43V42H153ZM156 43H158V41L156 42ZM155 43V44H156ZM182 43V42H181ZM196 43H197V40H196ZM217 43L215 44V46L217 45ZM36 44H38L37 46H39V43H36ZM43 44V43H42ZM45 44V43H44ZM61 44V45H62ZM201 44V45H202ZM211 44V45H212ZM46 45H47V42H46ZM67 45V44H66ZM135 45V43L134 42H132L129 38H128V36L126 37L123 33H122V35H120V34H117V35H114L113 33H112V35L110 34V36H107V38H106V42L104 43V45H103V49H102V51H103V53L105 54L104 56L106 57V59H111V60H121L122 62L123 61H128V59L131 57V55L132 54H134L136 51H137V47H135L134 46ZM159 43H158V47H159ZM175 45V44H174ZM173 45V46H174ZM204 46H205V44H203ZM2 46V45H1ZM9 46V47H8ZM12 47H13V44L11 45ZM37 46H35V47H37ZM45 46V45H44ZM152 47H154V44L153 45H151ZM178 46H180V44L178 43ZM194 46H196V44H194ZM244 46V45H243ZM259 46V45H258ZM262 46V45H261ZM8 47V48H7ZM14 47H15V45H14ZM25 47H29V48H25ZM67 47V46H66ZM76 47V46H75ZM142 47V46H141ZM144 48H145V46H143ZM152 47H150L149 45L146 47V49L147 48H150L151 49V51H153V50H158V48L156 47V48H153L152 49ZM163 47H166L164 44H163V46H162V48H160V49H163ZM191 47V46H190ZM199 47V46H198ZM206 47V46H205ZM263 47V46H262ZM16 48V47H15ZM40 48V47H39ZM53 48H55V49H57L56 47H53ZM53 48L51 49V50H53ZM73 48V47H72ZM166 48H168V47H166ZM175 48H176V46H175ZM12 49V48H11ZM23 49H24V51H23ZM69 49V48H68ZM186 49V48H185ZM217 49H218V47H217ZM216 49V50H217ZM261 49V48H260ZM16 50H17V48H16ZM41 50V49H40ZM46 50V49H45ZM169 50V49H168ZM178 50V49H177ZM212 50V49H211ZM1 51H3V50H1ZM32 51H33V49H32ZM42 51V50H41ZM44 51V50H43ZM54 51V50H53ZM147 51V50H146ZM187 51V50H186ZM189 51V50H188ZM197 51V50H196ZM219 51V50H218ZM217 51V52H218ZM222 51V50H221ZM224 51H222V52H224ZM8 52V51H7ZM144 52H145V49H144ZM150 52V51H149ZM183 52V51H182ZM207 52V51H206ZM1 53V52H0ZM20 53V52H19ZM26 53V52H25ZM24 53V54H25ZM33 53H35V52H33ZM147 53H148V51H147ZM159 53V52H158ZM186 53V52H185ZM211 53V52H210ZM213 53H216V52H213ZM212 53V54H213ZM9 54V53H8ZM59 54V53H58ZM57 54V55H58ZM61 54V53H60ZM141 54H144V53H141ZM165 54V53H164ZM183 54V53H182ZM223 54V53H222ZM221 54V55H222ZM17 55H19V54H17ZM28 55V54H27ZM63 56L65 55V54H62ZM172 55V54H171ZM200 55V53L198 54V56ZM38 56V55H37ZM46 56V55H45ZM183 56V55H182ZM223 56V55H222ZM260 56V55H259ZM11 57V56H10ZM18 57H21V55L20 56H18ZM49 57V56H48ZM47 57V58H48ZM140 57V56H139ZM191 58L193 57V56H190ZM219 57H221V56H219ZM218 57V58H219ZM247 57H248V59H247ZM26 58V57H25ZM46 58V57H45ZM134 58V57H133ZM159 58V57H158ZM208 58V57H207ZM263 58V57H262ZM27 59V58H26ZM44 59V58H43ZM167 59V58H166ZM215 59H216V57H215ZM259 59H260V57H259ZM39 60V59H38ZM198 60V59H197ZM258 62V61H257ZM62 63V62H61ZM264 63V62H263ZM227 64V63H226ZM62 65V64H61ZM56 66H57V64H56ZM229 66V65H228ZM177 69V68H176ZM56 75V74H55ZM60 74H58V77H60L59 76ZM118 75V74H117ZM189 75V74H188ZM187 75V76H188ZM198 75H200V74H198ZM231 76H229L228 78L226 77V81H227V79H228V82H225L226 84H228L229 86L228 87H231L232 85H238V81H237V83L236 82H234L233 80H235V79H237L238 80V78H240L241 77V75L239 74L238 75V77L237 76H234V75H232V74H230ZM236 75V74H235ZM244 75V74H243ZM263 75L264 74H262V76L261 77H263ZM57 76V75H56ZM181 76V75H180ZM246 76V75H245ZM31 77V76H30ZM57 77V79H59ZM118 77V76H117ZM172 77V76H171ZM196 77H198L199 78V76H195V78ZM204 77V76H203ZM256 77V76H255ZM65 78V77H64ZM63 78V76H62V79L63 80H60L61 81V85H62V81L64 82L65 81V79ZM67 78V77H66ZM72 78H74V77H72ZM81 78V77H80ZM89 78V77H88ZM114 78V77H113ZM130 78V77H129ZM139 78V77H138ZM150 78V77H149ZM165 78V77H164ZM181 78V77H180ZM180 78H175L173 81H174V87H173V89H171V88H168V84L166 85V82H162V85H165L166 86V89L165 90H163V91H160L162 94L164 93V94H166V95H168L169 97H171V95L172 94H174L175 96H173V97H171V100H169V101H167V100H164L163 99V104H164V106L165 107H173L174 109L175 108H177L176 106H180V103L179 102H181L180 100L178 101V103H175L176 102V100H178L179 98H181V95H182V92H180V91H178V88L180 87V85L183 83V78L182 79H180ZM190 78H192V80L194 79V77H192V76H190ZM200 78H202V77H200ZM206 78V77H205ZM211 78V77H210ZM210 78H206L207 79V81L210 79ZM219 78V77H218ZM246 78H247V76H246ZM252 78H254L253 76H252ZM252 78H249V80L250 79H252ZM47 79H48V77H47ZM51 79H52V76H51ZM56 80V78H53L52 80ZM126 79H127V77H126ZM256 78H254V79H252V80H255ZM42 80V79H41ZM68 80H70V79H68ZM104 80V79H103ZM148 80V79H147ZM150 80V79H149ZM153 80V79H152ZM189 80H191V79H189ZM186 81L187 83H190L189 85H192V82L193 81ZM196 80H199V79H197L196 78ZM249 81V80H247V79H244V81ZM251 80V81H252ZM57 82H60L59 80H56ZM56 81H54L55 82V84H53L54 82L53 81H51V82H53L52 83V86L53 85H56L57 83H56ZM72 81V80H71ZM73 81H74V79H73ZM78 81H80V80H78ZM87 81H89V79H86V82ZM161 81V80H160ZM169 81V80H168ZM202 81V84H204V85H202V86H204L205 87V83L206 84H210V83H207V81L206 80H201ZM243 81V80H242ZM250 81V82H251ZM258 81V80H257ZM49 82V81H48ZM47 82V83H48ZM81 82V81H80ZM85 82V81H84ZM91 82V81H90ZM120 82V81H119ZM124 82V81H123ZM123 82L122 83H118V85H116V86H114V85H112V89H113V92H115V94H116V96H118V97H124V95H126V102H124L123 104H124V106H125V108L127 107L126 106V103H128L129 102V100H131V99H133V96H136L137 95V93L139 92H137V93H133V91H127L126 90V87L127 86H124V84H123ZM156 82V81H155ZM195 82V81H194ZM249 82V83H250ZM261 82V81H260ZM259 82V83H260ZM45 83V82H44ZM67 83V82H66ZM70 83V82H69ZM74 83V82H73ZM73 83H71V84H73ZM79 83V82H78ZM124 83H126V81L124 82ZM139 83V82H138ZM173 83V82H172ZM200 83V82H199ZM225 83L224 84H222L221 86H219V84H215V85H218V87H226L227 85H225ZM241 83H243V87H244V83L245 82H241ZM240 83V84H241ZM59 84V83H58ZM57 84V85H58ZM127 85H128V89H129V87H131L132 86V82H129V83H126ZM186 84V83H185ZM212 84V83H211ZM258 83H256L255 82V85H257ZM262 84H263V81H262ZM26 85V84H25ZM46 85V84H45ZM70 85V84H69ZM170 85V84H169ZM188 85V84H187ZM186 85V86H187ZM252 85H254V84H250V86H252ZM58 86H60V84L58 85ZM65 86V85H64ZM82 86H83V84H82ZM92 86V85H91ZM90 86V84L88 85L87 84V90L91 87ZM134 86V85H133ZM200 86V85H199ZM211 86V85H210ZM239 86V85H238ZM260 86H261V84H260ZM260 86H259V88H260ZM25 87V86H24ZM47 87V89L49 88L48 86H46ZM46 87H45V89H46ZM75 87V86H74ZM101 87V86H100ZM102 87H103V85H102ZM203 87V88H204ZM216 87V86H215ZM239 87H241V86H239ZM246 87H247V85H246ZM262 87H263V85H262ZM43 88V87H42ZM70 88L72 89V86H70ZM75 88H77V86L75 87ZM75 88H73V89H75ZM86 88V87H85ZM110 88H111V86H110ZM152 88V87H151ZM154 88V87H153ZM157 88V87H156ZM165 88V87H164ZM183 88V87H182ZM6 89H7V87H6ZM8 89H12V88H8ZM7 89V90H8ZM25 89V88H24ZM44 88L43 89H41L42 91L43 90H45ZM72 89V90H73ZM111 89V90H112ZM125 89V90H124ZM185 89V88H184ZM208 89H210V87L208 88ZM236 89V88H235ZM250 89H251V87H250ZM250 89L248 88L245 92H247V91H250ZM254 89H255V87H254ZM3 90H4V88H3ZM7 90L6 91H3L4 93L5 92H7ZM40 90V88H39V91H41ZM48 90H50V89H48ZM48 90H46V91H48ZM61 90V89H60ZM186 90V89H185ZM184 90V91H185ZM192 90H193V88H192ZM191 90V91H192ZM199 90H201L199 87H198V92H199ZM231 90V89H230ZM244 90V89H243ZM242 90V91H243ZM261 90V89H260ZM262 90H263V88H262ZM259 91V92H264V91ZM11 91V90H10ZM31 91V90H30ZM30 91L29 92H27V94L29 95V93H30ZM42 91L40 92V93H42ZM74 91H77L76 89L74 90ZM106 91V90H105ZM155 91H157V90H155ZM183 91V90H182ZM194 91V90H193ZM192 91V92H193ZM203 91H204V89H203ZM206 91H208V90H206ZM210 91H212L211 93H212V95H211V93H210V97H209V99L210 100H212V101H214V100H222V102H215L214 101V103H216L215 105H214V103L211 105V106H209L208 104L209 103H207V104H205V106H201V104H200V106L202 107V108H205L204 109V111H205V113H204V116H203V118L202 119H200L201 121L199 122V124H198V126H196L197 125V121H196V124L194 123L193 125L191 124V127L190 128H197L198 127V129H197V133L198 132H204V131H202V130H204L203 128L204 127H208V131L207 132H205V136H213V137H215V138H221L222 136L221 135H223V133H224V130H222V129H218V130H216V128L217 127H222V126H224V123H225V119H227L226 117L228 116V114H231L232 112H234V113H232V114H235V110L237 111V112H239L240 113V111L239 110H241L240 109V106H242V107H245V106H243L245 103L244 102H246V101H244V98H243V105H241L242 103L240 102V106H239V103H237L236 101H240V99L238 98V99H235L233 96L235 95L234 93H226V92H222L221 90H216V88L215 89H213L212 88V90H210ZM209 91V92H210ZM225 91V90H224ZM32 92H34V91H32ZM36 92V91H35ZM90 92V91H89ZM112 92V93H113ZM134 92H136V91H134ZM142 92V91H141ZM255 92H257L258 93V90L256 91V89L254 90V94H255ZM3 93V94H4ZM200 93V92H199ZM205 93V92H204ZM238 93V92H237ZM243 93V92H242ZM248 93V92H247ZM251 93H253V92H251ZM1 94V93H0ZM8 94V93H7ZM34 94V93H33ZM103 94V93H102ZM161 94V95H162ZM186 94V93H185ZM228 94H230V95H228ZM260 94V93H259ZM258 94V95H259ZM263 94V93H262ZM261 94V95H262ZM26 94H24V96H25ZM35 95V94H34ZM101 95V94H100ZM133 95V96H132ZM140 95V94H139ZM178 95V96H177ZM184 95V94H183ZM202 95V94H201ZM244 95V94H243ZM256 96H257V94H255ZM23 96V97H24ZM44 96V95H43ZM93 96V95H92ZM131 96H132V98H131ZM151 96H153V95H151ZM194 96V95H193ZM237 96V95H236ZM248 96V95H247ZM250 96H251V94H250ZM252 96H253V98L255 97L253 94H252ZM2 97V96H1ZM0 97V98H1ZM26 97H27V95H26ZM45 97V96H44ZM128 97H129V100H128ZM153 97H156L155 95L153 96ZM152 97V98H153ZM165 97V96H164ZM167 97V96H166ZM183 97V96H182ZM264 96L262 95V97L261 98H263ZM36 98V97H35ZM34 98V99H35ZM88 96L86 97V103H84L83 105H81L80 107H78L77 108V110L76 111H74L72 114H67L64 118H65V120L63 119V121L65 122L66 121V124H67V122H69L70 123V127L72 128V131L73 130H75V131H80V132H82V134L84 135H86L85 137H90L91 135H93L94 133H95V131H97V130H95V128H94V126L96 125V119H101V118H97V117H99V116H97V115H99V113L98 112H100V111H98V112H96L97 111V108H96V111H94L93 109H91V107L94 105L95 107L96 106H101L102 104H99V103H97V102H92V104H90L89 102H87L88 101ZM112 98H114V97H112ZM131 98V99H130ZM136 98V97H135ZM141 98V97H140ZM144 98V97H143ZM142 98V99H143ZM151 98V97H150ZM149 97H148V99H150ZM193 98V97H192ZM195 98H196V96H195ZM247 98V97H246ZM253 98H252V100H253ZM6 99V98H5ZM83 99V98H82ZM81 99V100H82ZM107 99V98H106ZM139 99V98H138ZM209 99H207V100H205L206 102H209ZM250 99V98H249ZM256 99V98H255ZM254 99V100H255ZM2 100V99H1ZM4 100V99H3ZM2 100V102H0V104L1 103H3L4 101ZM8 100V99H7ZM10 100H14V99H10ZM10 100H8V101H10ZM37 100V102L39 101V99L37 98L36 99ZM45 100L47 101V98L45 97ZM44 99H43V101H42V103L43 104H45L44 102H46ZM108 100V99H107ZM109 100H111V99H109ZM113 100V99H112ZM144 100V99H143ZM159 99H157V101H158ZM194 100V99H193ZM242 100V99H241ZM254 100H253V102L251 101V99H250V101H251V105H252V103H254ZM27 101H29V100H27ZM90 101H91V99H90ZM114 101V100H113ZM112 101V102H113ZM135 101V100H134ZM141 100H138L137 102H140ZM185 101V100H184ZM188 101H189V99H188ZM204 101V100H203ZM249 101V102H250ZM256 101V100H255ZM257 101H258V99H257ZM14 102V101H13ZM39 102H41V101H39ZM106 102V101H105ZM104 102V103H105ZM111 102V101H110ZM142 102H144V101H142ZM146 102L147 101H145L144 102V104L142 103V105L140 106V107H142L143 105H145L146 104ZM149 102V101H148ZM151 102V101H150ZM193 102V101H192ZM226 103L227 105H225L224 103ZM8 103V102H7ZM10 103H12V102H10ZM16 103V101L14 102V104ZM20 103V102H19ZM34 103V102H33ZM33 103H31V104H33ZM41 103V104H42ZM108 104H109V101L107 102ZM107 103H105L106 104V106H107ZM161 103V104H162ZM182 103V102H181ZM198 103V102H197ZM260 103H261V101H260ZM21 104V103H20ZM19 104V105H20ZM23 104H24V106H23ZM30 104V105H31ZM36 105H38V107L40 106L38 103H35ZM80 104V103H79ZM111 104V103H110ZM122 104V103H121ZM137 104H139V103H137ZM141 104V103H140ZM151 107L154 105H161L160 104V100H159V103L158 102H151ZM199 104V103H198ZM211 104V103H210ZM221 104V105H220ZM249 104V103H248ZM5 105H6V103H5ZM5 105H4V108H6L5 107ZM11 105H13V104H11ZM22 106H23V109L25 110V108L24 107H26L27 109H28V104L27 103H22L21 104ZM90 105H92V106H90ZM104 105V104H103ZM134 105V104H133ZM128 106L127 108L129 109L127 112H126V110L124 111L125 113H123V116L122 117H124V120H123V123L125 122V121H128V120H130V119H134L135 117H134V114L136 115L137 114V112L139 111H142L143 109H141V110H138V108L136 109V108H134L135 106ZM147 105V108H148V103L146 104ZM146 105L144 106V107H146ZM218 105H220V106H218ZM7 106V105H6ZM17 106H18V102H17ZM93 106V107H94ZM105 106V105H104ZM109 106V105H108ZM111 106V105H110ZM115 106H122V105H119V104H115V105H113V106H111V107H109L108 109H110V110H112ZM196 106V105H195ZM195 106H192V107H195ZM199 106V105H198ZM30 107H32V105L30 106ZM36 108V106L35 107H33V109L32 108H29L27 111L29 112V111H31L32 110V112L34 113V111L35 110H39V112H40V110L41 109H43V107L42 108ZM92 107V108H93ZM161 109L163 108V106H159ZM191 107V108H192ZM34 108H35V110H34ZM172 108V109H173ZM179 108V107H178ZM196 108H197V106H196ZM214 108H217L216 110L217 111H215V112H213V111H211L212 109L214 110ZM238 108H239V110H238ZM16 109V108H15ZM18 110H19V108H17ZM17 109H16V111H17ZM31 109V110H30ZM76 109V108H75ZM161 109H159V110H161ZM169 109V108H168ZM197 109H199V107L197 108ZM197 109H195L194 111H191V113H190V116H188V118L187 117H183V115L182 116H180V117H183V119L184 118H186L187 120L185 121V123H184V121H180V125H182V127H183V124L184 125H186L187 123H190V120H192L191 118H189V117H193V116H195L194 114H195V111H198ZM7 110H8V108H7ZM6 110V111H7ZM10 110V109H9ZM102 110V109H101ZM178 110V109H177ZM192 110V109H191ZM203 109H201V111H202ZM13 111V110H12ZM15 111V110H14ZM21 111V110H20ZM73 111V110H72ZM157 111V110H156ZM171 111V110H170ZM179 111V110H178ZM190 111V110H189ZM208 111V112H207ZM250 111V110H249ZM8 112V111H7ZM10 112V111H9ZM22 112V111H21ZM28 112H26V110H25V113L26 114H28ZM36 112V111H35ZM41 112H43V110H41ZM230 112V113H229ZM236 112V113H237ZM14 113V112H13ZM12 113V114H13ZM38 113V112H37ZM70 113V112H69ZM96 113H98V114H96ZM101 113V112H100ZM103 113V114H102ZM102 115H103V117H107L106 116V114L107 113H105V112H103L102 111ZM141 113H143V112H141ZM146 113V112H145ZM144 113V114H145ZM156 113V112H155ZM154 113V114H155ZM176 113H178V112H176ZM179 113H183L182 111H180ZM202 113V112H201ZM202 113V114H203ZM239 113H237V114H239ZM261 113V112H260ZM144 114H142L143 115V117H141V118H135V120L137 121V122H139V125H140V123L141 122H146L149 118H151L150 116V114H149V112H147V114H148V116H145ZM202 114H201V116H202ZM24 115V114H23ZM112 115V114H111ZM150 115V116H149ZM153 115V114H152ZM158 115V114H157ZM180 115V114H179ZM97 116V117H96ZM110 116V115H109ZM120 117H121V114L119 115ZM126 116V117H125ZM141 116V115H140ZM161 116V118L159 117V116H156V118H160L159 120H164V119H162V118H164V114H163V117H162V114L160 115ZM201 116H199V118H201ZM231 116V115H230ZM119 117V118H120ZM166 117V116H165ZM170 117V116H169ZM198 117V116H197ZM197 117H195V118H197ZM232 117V116H231ZM243 117V116H242ZM22 118V117H21ZM198 118V119H199ZM250 118V117H249ZM108 119V118H107ZM118 119V118H117ZM166 119V118H165ZM180 119V118H179ZM182 119V118H181ZM204 119V120H203ZM251 119V118H250ZM176 120V119H175ZM237 120V119H236ZM22 121V120H21ZM28 121V120H27ZM120 120L118 119L117 120V122H119ZM204 121H206V122H204ZM9 122H11V121H9ZM13 122V121H12ZM17 123L19 122L18 121V118H17V121H16ZM15 122V123H16ZM29 123L31 122V120L30 121H28ZM110 122V121H109ZM234 122V121H233ZM258 122V121H257ZM14 123V122H13ZM32 123L34 124V125H32ZM29 126H30V128L31 127H33V128H35V127H37V126H39L38 124H40L39 122H36V123H38V124H35V121L33 120V122H32ZM164 124H159L157 127H159V129L161 130L160 132H158V134H157V138H160L161 139V141L157 144H155V145H153V147L154 148H158V145H162V147H165V148H168L169 146H170V142L171 141H173V138L174 139H176V138H178L179 136H180V138H179V140L177 141V140H175V141H177V143H178V145L180 144V143H184L183 141H185L186 142V140H188L187 138H190L191 136H189L186 132H184V133H182V132H179V131H177V130H175V128H173V130H172V127L173 126H169V125H167L168 123L167 122H163ZM251 123H252V121H251ZM262 123V122H261ZM7 124H8V122H7ZM98 125H99V123H97ZM106 124V123H105ZM156 124V123H155ZM243 124V123H242ZM241 124V125H242ZM249 124V123H248ZM254 124V123H253ZM259 124V123H258ZM255 124V125H251V126H249V127H247V126H245V127H247V128H241V129H244V131L243 132H241V130H240V132L239 133H243V135H245V137L244 138H246L245 139V142H246V144H251V145H253V147L252 148H248L249 149V151L248 152H250V153H248V155H256L257 153H258V151H260L261 149H264V124ZM37 125V126H36ZM139 125H137L136 127L134 126V128H132V127H130L129 126V124H128V129L131 131V132H134V131H137V129H139V130H141L140 129V127H139ZM154 125V124H153ZM190 125V124H189ZM188 125V126H189ZM35 126V127H34ZM131 126H133V125H131ZM228 126V125H227ZM244 126V125H243ZM243 126H238L237 125V127H243ZM65 127H66V125H65ZM104 127V126H103ZM225 127H226V125H225ZM228 127H230V126H228ZM94 128V129H93ZM97 128H98V126H97ZM96 128V129H97ZM205 128V129H206ZM224 128V127H223ZM62 129V128H61ZM142 129H144V127H142ZM147 129V128H146ZM178 129V128H177ZM181 129V128H180ZM189 129V128H188ZM240 129V128H239ZM71 130V129H70ZM231 130V129H230ZM9 130H2V128H1V130H0V139H2V141L3 140H6L7 138H5L6 137V133L8 132ZM159 131V130H158ZM61 132V131H60ZM79 132V133H80ZM235 132V131H234ZM247 132V133H246ZM72 133H74V132H72ZM103 133V132H102ZM102 133H101V135H102ZM229 133V132H228ZM238 133V134H239ZM104 134V133H103ZM134 134V133H133ZM143 134V133H142ZM216 134V135H215ZM72 135V134H71ZM74 135V134H73ZM78 135V134H77ZM104 135H106V134H104ZM108 135V134H107ZM57 136H58V134H57ZM97 136V135H96ZM95 136V137H96ZM121 136V135H120ZM137 136V135H136ZM204 136V137H205ZM92 137V136H91ZM109 137V136H108ZM212 137V138H213ZM238 137V136H237ZM241 137V136H240ZM239 137V138H240ZM103 138V137H102ZM137 138H141V136H137ZM65 139H66V137H65ZM65 139H63V140H65ZM87 139V138H86ZM95 139V138H94ZM100 139V138H99ZM114 139V137H112V140ZM206 139H207V137H206ZM233 139V138H232ZM11 140V139H10ZM76 140V139H75ZM97 140V139H96ZM102 140V141H101ZM100 140V142H106V140L104 139H101ZM122 140V139H121ZM145 140V139H144ZM199 140H201V141H199ZM199 140H198V138H195V143L197 144L196 145V149H194V148H191V150L194 152L195 150H198V148L200 147V146H204V145H201L202 144V140H204V138L202 137H200L199 138ZM14 141V140H13ZM91 141V140H90ZM116 141H120V138H118L117 136H116ZM140 141V140H139ZM247 141H248V143H247ZM7 142V141H6ZM6 142H4V143H6ZM80 142V140L78 139V140H76L75 141V143L73 142V146L75 147H77V148H75V149H77V151L79 150V153H80V151H84V153H90L91 151H90V149H92V148H89L92 144H90V146L88 147L89 148V150L88 149H86V145L85 146H83L82 145V147L80 148H78V145H80V144H78ZM115 142V141H114ZM114 142H112L113 144H114ZM131 142V141H130ZM134 142V141H133ZM156 142V141H155ZM210 143H211V141H209ZM214 142V141H213ZM221 142V141H220ZM227 142V141H226ZM4 143L2 144V143H0V146H2V145H4ZM58 143V142H57ZM215 143V142H214ZM7 144V143H6ZM56 144V143H55ZM55 144H53V147H54V145ZM71 144V143H70ZM106 144V143H105ZM107 144H109V142L107 141ZM129 144V143H128ZM217 144H218V142H217ZM222 144V143H221ZM223 144H226L225 143V141L223 142ZM222 144V145H223ZM240 144V143H239ZM51 145V144H50ZM59 144H57L56 146H58ZM115 145V144H114ZM177 145V146H178ZM206 145V144H205ZM234 145V144H233ZM181 146V145H180ZM185 146V145H184ZM230 146V145H229ZM242 146V145H241ZM3 147V146H2ZM74 147H72V148H74ZM95 150L94 151H96V150H98L99 149V151H97V152H100L101 150H100V148H99V146H92ZM212 147V146H211ZM211 147H209V148H211ZM225 147V146H224ZM246 147V146H245ZM56 148V147H55ZM153 148V149H154ZM189 148H190V146H189ZM213 149H214V146L212 147ZM233 149H236V148H234V147H232ZM57 149H58V147H57ZM56 149V150H57ZM164 149V148H163ZM181 149H184V148H181ZM212 149V150H213ZM232 149V150H233ZM61 150V149H60ZM67 150V149H66ZM124 150V149H123ZM126 150V149H125ZM190 150V151H191ZM57 151H59V150H57ZM111 151V148H110V150H109V152ZM177 151H179V152H181V150H178L177 149ZM216 151H218V150H216ZM62 152V151H61ZM147 152V151H146ZM208 152H211V151H203L202 153H201V155L199 156V157H197V159L199 158V160H202V159H204L203 157L204 156H206L207 155V153ZM213 152V151H212ZM220 152V151H219ZM214 153L212 156H210L207 160H205V161H208V163L211 165V167L213 168L214 167V165H216V164H218L219 162H221V161H225V160H227V158H225V159H223V160H221V159H218L217 158V160H215V158L216 157H218L217 156V154H220V153ZM237 152V151H236ZM122 153V152H121ZM174 153V152H173ZM188 153H190V155H192L193 153L192 152H188ZM199 153V152H198ZM229 153V152H228ZM64 154V153H63ZM67 154V153H66ZM175 154V153H174ZM203 154V155H202ZM261 154H263V153H261ZM62 155V154H61ZM83 155V154H82ZM107 155V154H106ZM187 155V154H186ZM198 155V154H197ZM229 155V154H228ZM252 155V156H253ZM63 156V155H62ZM86 156H87V154H86ZM94 156V155H93ZM189 156V154L186 156V157H188ZM251 156V157H252ZM84 157V156H83ZM95 157V156H94ZM94 157H92V153H91V157H88V160H85V161H88L89 162V159L91 158H94ZM101 157V156H100ZM99 157V158H100ZM106 157V156H105ZM242 157V156H241ZM128 158V157H127ZM247 158H249V157H247ZM255 159H256V157H254ZM258 158H260V156L259 155H257V159ZM16 159V161H17V158H15ZM23 159V158H22ZM59 159H60V157H59ZM58 159V160H59ZM119 159V158H118ZM196 159V158H195ZM250 159H252V158H250ZM74 160V159H73ZM128 160V159H127ZM171 160V159H170ZM178 159L176 158V160H174L172 163H170L168 166H166V168L165 169H168L169 170V168H171L170 166H172V165H175V167L172 169V172H174V171H177L178 173H179V171H182L180 174H182V173H184V175H185V170H187V168H189L190 166H194V165H197V167L195 168V169H191V171H189L188 173H186V175H191V174H194L193 172H198V171H200V170H202L203 168H204V166H207V165H204V160L202 161L203 163H199L198 162V160L196 161H192V162H190V163H188V165H185L184 164V167H182L181 168V166L179 167V165L180 164H182L183 162H178L177 161ZM187 160V159H186ZM240 160V159H239ZM247 160V159H246ZM64 161V160H63ZM157 161V160H156ZM162 161V160H161ZM252 161H255V160H252ZM258 161H259V159H258ZM7 162V161H6ZM13 162V161H12ZM60 162V161H59ZM73 162V161H72ZM237 162V161H236ZM19 163V162H18ZM63 163V162H62ZM158 163V162H157ZM163 163H164V161H163ZM176 163H178V164H176ZM253 162H250V163H247L245 166H243V168H245V169H247L246 171H245V173L247 172V171H249L248 169H250V167L252 166L251 164H252ZM263 163V160H261V164ZM7 164H8V162H7ZM23 164V163H22ZM89 164V163H88ZM63 164H61V166H62ZM67 165V164H66ZM258 165V164H257ZM2 167H4V165H1ZM94 166V165H93ZM225 166H227V165H225ZM231 166V165H230ZM230 166L228 167H226V169L227 170H229L230 171V169H232V168H230ZM262 166V165H261ZM70 167V166H69ZM208 170H207V172H209V170L212 172V174H214L213 172L216 170V169H211L210 167H206ZM222 168V167H221ZM256 168V167H255ZM3 169V168H2ZM5 169V168H4ZM6 169H7V167H6ZM70 169V168H69ZM96 169V168H95ZM160 168H157L156 167V172H157V174H158V170H159ZM219 169V168H218ZM236 170H235V173L236 172H238L237 171V169L238 168H235ZM240 169V168H239ZM242 169V168H241ZM253 169V168H252ZM161 170V169H160ZM263 170V169H262ZM121 171V170H120ZM164 171V170H163ZM217 171V170H216ZM221 171V170H220ZM233 171V170H232ZM232 171H230L229 173L232 175ZM242 171V170H241ZM244 171V170H243ZM134 172V171H133ZM148 172V171H147ZM166 172V171H165ZM164 172V173H165ZM111 173V172H110ZM132 173V172H131ZM160 173H162V170L160 171ZM248 174H251L250 173V171L249 172H247ZM263 174H264V172H262ZM113 174H117V173H113ZM207 174V173H206ZM230 174H225L226 175V177H228ZM138 175H141V174H138ZM161 175V174H160ZM165 175V174H164ZM163 175V176H164ZM205 174H203L202 172H199V173H196V175H193V180L191 181H188V182H186L184 185H181L180 186V188L183 186V187H185L186 188V191L187 190H189V194L191 193L192 195H194V197H195V195L196 194H198V195H201V196H205V198H208V196L209 197H211V195H205V193L207 194V191H209V190H207L206 189V187H207V181L206 180H208L207 179V177H205L204 176ZM253 175V174H252ZM115 176V175H114ZM145 176V175H144ZM144 176H142V177H144ZM147 176V175H146ZM166 176V175H165ZM165 176H164V178H165ZM168 176H170V175H168ZM174 175H173V173L171 174V178H169V179H172V177H173ZM182 176V175H181ZM208 176V175H207ZM224 176V175H223ZM223 176L221 175L220 176V178L222 179L223 178ZM235 176V175H234ZM233 176V177H234ZM239 176V175H238ZM238 176H236V177H238ZM12 177V176H11ZM106 177H108V175L106 176ZM111 177V176H110ZM128 176H126V179L127 180H125V181H128V178H127ZM135 177H136V175H135ZM134 177V178H135ZM138 178H139V176H137ZM167 177V176H166ZM178 177V176H177ZM176 176H175V179H179L180 177H178L177 178ZM254 177V176H253ZM252 177V178H253ZM264 177V176H263ZM114 178V177H113ZM206 178V180H204ZM212 182L214 181L213 180V178H215V177H213V178H211V177H208ZM242 178V177H241ZM241 178H229L228 180H227V178L225 179V178H223L224 180H225V182H224V180H223V183H220V182H216V180H215V183L213 182L212 184H214L213 186L211 185V187H210V189H212L211 191L215 194H218L219 195V197H218V199H219V202H221L222 203V201H227V200H225V199H223L221 196V194H224V195H229L231 198L232 197H235V194H234V189L235 188H237V186H238V184L239 183H237L236 184V182H240V183H245L243 180H242V182L240 181L241 180ZM7 179V178H6ZM117 179V176H116V178H115V180ZM132 179V178H131ZM245 179V178H244ZM259 179H262V177L261 178H259ZM259 179H258V184H256L257 186L259 185V186H261V185H264V180L262 181V180H260L259 181ZM101 181L99 182V189H101L100 191H102V193L104 192H107L108 193V191L110 190L111 191V189L112 188H114L115 186H119V183L120 182H116V183H112V182H110V180H111V178H110V180L107 178H105V177H103L102 179H100ZM134 180V179H133ZM138 180V179H137ZM112 181V180H111ZM117 181V180H116ZM140 181V180H139ZM185 181V180H184ZM187 181V180H186ZM229 181V182H228ZM256 181V180H255ZM129 182V181H128ZM141 182H143V181H141ZM206 182V183H205ZM226 182H228L227 184H226ZM257 182V181H256ZM122 184H123V188L124 189H126V187H125V184H124V180L121 182ZM137 183V182H136ZM139 183V182H138ZM217 183V184H216ZM225 183V184H224ZM249 183H252L251 181L249 182V181H247L246 182V184H249ZM52 185H53V183H51ZM57 184V183H56ZM182 184V183H181ZM211 184V183H210ZM209 184V185H210ZM224 184V185H223ZM43 185V184H42ZM45 185H47V184H45ZM139 185V184H138ZM141 185H145V187L144 188H146V187H148L149 185H150V183H149V185H148V183H147V181L144 183V184H141L140 183V185H139V187L138 188H140V187H142ZM148 185V186H147ZM165 185V184H164ZM208 185V186H209ZM225 185H227L228 187H226ZM18 186V185H17ZM25 186V185H24ZM24 186H22V187H20V188H23ZM41 186V185H40ZM94 186V185H93ZM259 186H258V188H259ZM47 187H49V185L47 186ZM51 187V186H50ZM54 188H55V186H53ZM120 187V186H119ZM131 187V186H130ZM128 188V183H127V188L128 189H126V192H134V191H137L136 190V188L134 189V188ZM134 187V186H133ZM137 187V186H136ZM263 187V186H262ZM41 189H42V191L41 190H39V191H41V193H39L38 194V196L35 198V202L33 203V207H32V214L34 213V215H36V216H38V217H40L41 215H45L46 216V220L44 221V223L46 222V221H48L47 219H49V223L47 222V223H45L46 225H45V228H44V230H41V231H44L43 233H45L46 232V235L44 236V238L42 239V240H34V239H37V238H34L33 240L32 239H29V241H28V243H29V247L28 248H31V249H36L37 250V252H41V250H44V249H46V248H48L47 246L49 245V246H53V243H51V242H47V240L46 239H53V238H50V236L48 237L47 235H49L50 233L48 232L47 233V231H49V228L51 227V224H52V222L54 221V222H56L55 220L56 219H58V220H60V221H62L63 219H62V217H60V218H58V213L59 212H63L62 211V209H63V207H61V205H60V202H64V201H60V200H58L57 199V195H59L60 193H62V190H61V188H60V190L59 191H55V190H52V189H50V190H45V188H44V190H43V188L42 187H40ZM39 188V189H40ZM116 188V187H115ZM114 188V189H115ZM143 188V187H142ZM141 188V189H142ZM143 188V189H144ZM194 188V189H193ZM242 188V187H241ZM264 188V187H263ZM58 189H59V187H58ZM57 189V190H58ZM90 189V188H89ZM88 189V190H89ZM119 189H121V188H119ZM240 189V188H239ZM68 190H70V189H68ZM67 190V191H68ZM87 190V189H86ZM118 190V189H117ZM116 190V191H117ZM146 190V189H145ZM158 190V189H157ZM261 190V189H260ZM70 191H72V190H70ZM119 192H117V196L119 195V193H120V190H118ZM121 191H124L123 189L121 190ZM166 191V190H165ZM113 194H116V192L114 191H111ZM125 192V191H124ZM231 192H232V194H231ZM110 193V192H109ZM109 193H108V195L107 196H109ZM112 193H110V194H112ZM123 193V192H122ZM137 193H138V191H137ZM163 193H164V191H163ZM188 193V192H187ZM212 193V194H213ZM263 193V192H262ZM57 194V195H56ZM136 194V193H135ZM151 194V193H150ZM154 194V193H153ZM103 195V194H102ZM106 195V194H105ZM122 196H120L119 198H122V197H124L125 195H123V194H121ZM126 195H128L127 193H126ZM134 195V194H133ZM197 195V198H194V199H199L200 197ZM221 195V196H220ZM107 196H105L106 198H108ZM113 196V195H112ZM116 196V195H115ZM114 196V197H115ZM236 196H238V194H236ZM68 197V196H67ZM71 197V196H70ZM69 197V198H70ZM104 197V196H103ZM102 197V198H103ZM104 197V198H105ZM114 197H112L113 199H114ZM144 197V196H143ZM145 197H147L146 195H145ZM253 197V196H252ZM101 198V197H100ZM101 198V201L103 202L104 200ZM112 198L111 199H105V201H107L108 202V200H112ZM127 198H129V195H128V197L126 196L125 197V199H126V201H127ZM138 197H136L135 199H137ZM180 198V197H179ZM203 198V197H202ZM215 198V197H214ZM214 198H212V201H213V199ZM115 199H116V197H115ZM134 199V198H133ZM217 199V198H216ZM216 199H214L215 201H216ZM70 200V199H69ZM129 200H131V199H129ZM138 200V199H137ZM137 200H133L132 202H134V201H137ZM142 200V199H141ZM145 200V199H144ZM205 200H207V199H205ZM204 200V201H205ZM78 201V200H77ZM116 201H117V199H116ZM125 201V200H124ZM125 201V202H126ZM153 200H151L150 201V203L152 202ZM156 201V200H155ZM192 201V200H191ZM211 202V198H209V200H208V202ZM230 201V200H229ZM76 202V201H75ZM99 202V201H98ZM125 202H122V201H119V203H118V207H119V205L121 206V204L122 205H125L126 203ZM143 202V201H142ZM154 202V201H153ZM161 202V201H160ZM248 202V201H247ZM66 203H68V202H66ZM117 203V202H116ZM129 203V202H128ZM127 203V204H128ZM156 203H157V201H156ZM194 203V202H193ZM225 203H227V202H225ZM243 203V202H242ZM69 204V203H68ZM71 204H73V202H71ZM135 204V203H134ZM154 205H155V203H153ZM162 204V203H161ZM160 204V205H161ZM198 204V203H197ZM215 204V203H214ZM137 205V204H136ZM159 205V206H160ZM163 205V204H162ZM161 205V206H162ZM179 205V204H178ZM203 205V204H202ZM240 205V204H239ZM76 206V205H75ZM128 206V205H127ZM147 206V205H146ZM160 206V207H161ZM85 207H86V205L84 204V205H79L78 206V209H80V210H85ZM112 208L113 207H115V204L113 205V206H111ZM117 207V206H116ZM130 207V206H129ZM190 207V206H189ZM212 207V206H211ZM81 208H83V209H81ZM90 208V207H89ZM193 208V207H192ZM198 208H200V207H198ZM66 209H67V207H66ZM75 210H76V208H74ZM73 208L70 210V211H73L74 210ZM101 209H103V208H101ZM141 209V208H140ZM143 209H144V207L142 208V211H143ZM157 209V208H156ZM155 209V210H156ZM201 209V208H200ZM210 209V208H209ZM208 208H206V210H208L209 211V213H210V211L211 210H209ZM64 210V209H63ZM83 210V211H84ZM149 210V209H148ZM158 210V209H157ZM191 210V209H190ZM204 210V209H203ZM144 211H146V210H144ZM127 212V211H126ZM156 212V211H155ZM182 212V211H181ZM180 212V213H181ZM158 213V212H157ZM208 213V214H209ZM212 214H215L213 211L211 212ZM210 213V214H211ZM125 214H128V212L127 213H125ZM177 214H179V211H178V213ZM198 215L197 214V210H196V207H194V211H192L191 213H186V211L184 212H182V214L181 215H179V216H177L176 214H175V216L176 217H173V216H171L170 218V220H169V223H166L167 225H166V227H165V229H167V230H169V228L170 227H175V228H177V227H180V228H182L181 230H186L185 232L188 234V233H190V232H188V229L190 228H192L194 225H195V217H194V215ZM201 214V213H200ZM129 215V214H128ZM127 215V216H128ZM142 215V214H141ZM53 216V217H52ZM100 216V215H99ZM35 217V216H34ZM32 218V217H31ZM31 218H30V220H31ZM88 218V217H87ZM142 218V217H141ZM167 218V217H166ZM200 218V217H199ZM233 218V217H232ZM42 219V218H41ZM131 219V218H130ZM30 220L28 219V224H29V222H30ZM37 220V219H36ZM125 220V219H124ZM39 221V220H38ZM112 221H115V220H112ZM127 221H129V219L127 220ZM145 221V220H144ZM144 221H143V223H144ZM110 222V221H109ZM108 221H107V223H106V221H105V225H103V224H101V222H100V224L101 225H103L104 227V229H103V231L105 230V229H107V228H109L110 227V223H109ZM118 221H116L115 223H117ZM205 222V221H204ZM33 223H34V225H35V222L33 221ZM33 223H31V224H33ZM91 223V222H90ZM102 223H103V221H102ZM113 223V222H112ZM111 223V225H113ZM142 223V222H141ZM197 223V222H196ZM208 223V222H207ZM211 223H214V222H212L211 221ZM211 223H209V224H211ZM56 223H54V225H55ZM98 225V227H99V230H101L102 228H100V226L101 225ZM107 224H109L108 226H107ZM162 224V223H161ZM160 224V225H161ZM203 224V223H202ZM202 224H201V227H200V229L202 228ZM37 225V224H36ZM43 226H44V224H42ZM53 224H52V226H54ZM69 225V224H68ZM91 224H89V226H90ZM96 225V226H97ZM198 225H200L199 223H197L194 227H193V229L194 230H196L197 229V226ZM205 225V224H204ZM203 225V226H204ZM262 225H263V223H262ZM70 226V225H69ZM79 226V225H78ZM77 225H76V227H78ZM132 226V225H131ZM167 226H168V228H167ZM177 226V227H176ZM206 226H208V224H206ZM42 227V226H41ZM91 227V226H90ZM97 227V228H98ZM102 227V226H101ZM107 227V228H106ZM260 227H262V226H260ZM92 228H94L95 230L94 231H96V228H95V225H92ZM111 228V227H110ZM184 228V229H183ZM188 228V229H187ZM67 229V228H66ZM165 229H164V231H165ZM173 229V228H172ZM179 229V228H178ZM171 230V229H170ZM180 230V229H179ZM199 230V229H198ZM197 230V231H198ZM208 230V229H207ZM40 231V232H41ZM79 231H81L80 229H79ZM172 231V230H171ZM191 231V230H190ZM197 231H196V234H197ZM260 231H262V230H260ZM143 232V231H142ZM176 231L174 230V234H176L175 233ZM36 233V232H35ZM42 233V232H41ZM42 233V234H43ZM98 232H95L94 233V237H95V239H96V235H98L97 234ZM100 233V232H99ZM183 233V232H182ZM191 233H194V232H191ZM42 234H41V236H42ZM195 234V235H196ZM260 234V233H259ZM189 235V234H188ZM194 235V234H193ZM263 235V236H262ZM40 236V237H41ZM54 236V235H53ZM203 236V235H202ZM259 236V235H258ZM54 237H56V236H54ZM150 237V236H149ZM261 237H263L262 239H264V232H263V234H261ZM93 238V237H92ZM38 239H40L39 237H38ZM98 239V238H97ZM152 239V238H151ZM164 239V238H163ZM178 239V238H177ZM183 240H184V238H182ZM16 240V239H15ZM101 240V239H100ZM153 240V239H152ZM4 241V240H3ZM12 241V240H11ZM10 241V242H11ZM30 241L33 243V244H30ZM91 241V240H90ZM162 241V240H161ZM6 242H7V240L6 241H4V243L6 244ZM22 242V241H21ZM21 242H19V243H21ZM24 242H26L25 240H24ZM92 242V241H91ZM159 244H161V242H159V241H157ZM162 242H164V241H162ZM23 243V242H22ZM155 243V242H154ZM157 243V244H158ZM10 244V243H9ZM140 244V243H139ZM162 244H164V243H162ZM264 244V243H263ZM8 245V244H7ZM55 245V244H54ZM141 245V244H140ZM6 246V245H5ZM11 246V245H10ZM56 246V245H55ZM96 246V245H95ZM142 246V245H141ZM165 246V245H164ZM57 247V246H56ZM134 247V246H133ZM143 247V246H142ZM170 247V246H169ZM185 247V246H184ZM184 247H182V248H184ZM189 247V246H188ZM92 248L94 249V247L92 246ZM146 248V247H145ZM181 248V247H180ZM199 248V247H198ZM137 249V248H136ZM141 249L142 248H140V250H138L137 249V252L138 251H140V252H142L143 253V251H141ZM155 248H152V250H154ZM158 249V248H157ZM169 249H171V248H169ZM189 249H190V247H189ZM89 250H92L91 249V247L89 248ZM161 251H164V249L162 250V249H160ZM196 250H197V248H196ZM135 252H136V250H134ZM148 251V250H147ZM150 251V253H151V249L149 250ZM148 251V252H149ZM155 251V250H154ZM165 251H167V249H165ZM186 251V250H185ZM198 251V250H197ZM263 256H262V259L259 261V262H255L254 264H264V248H263ZM140 252H138V258L139 259H141L142 261H143V257H141V256H144V255H140ZM145 252V251H144ZM148 252H145V253H147L148 254ZM194 252H196V251H194ZM194 252L193 253H190L191 254V257H192V254H194ZM144 253V254H145ZM150 253L148 254V255H150ZM154 252H152V254H153ZM174 253V252H173ZM202 253H203V251H202ZM201 253V254H202ZM32 254V253H31ZM132 254L134 255V252H132L131 253V257H132ZM146 254V256H144L145 258H147L148 260H149V258L147 257L148 255ZM161 254V253H160ZM181 254V253H180ZM180 254H175V256L177 255H180ZM198 254V253H197ZM193 255V257L195 258V256H196V258H197V260H198V258H199V260H200V258H202V255L200 256H198V255ZM33 255H35V254H33ZM123 255V254H122ZM125 255V254H124ZM124 255H123V257H124ZM156 255V254H155ZM159 254H157V256H158ZM187 255H188V252H187ZM104 255H102L101 256V254L99 255V258L101 257H103ZM134 256H136V255H134ZM134 256H133V258H134ZM167 256V253L165 252V253H163V254H161V255H159V258H165ZM118 256H114L113 254H112V256L110 255V254H105V256L103 257V260H105V264H106V262L108 263V264H123L124 262H121V258H117ZM120 257V256H119ZM154 257V256H153ZM170 257V256H169ZM184 257L185 256H183V257H181L180 258V256H178V258H180V260L182 261L183 259H184ZM187 257V256H186ZM93 258V257H92ZM92 258H91V260H92ZM127 258H129V257H127ZM133 258H131L132 260H133ZM155 259H157L156 258V256L154 257ZM153 258V259H154ZM158 258V259H159ZM167 259H168V256L166 257ZM188 258V257H187ZM257 257H253L252 259L253 260H255ZM94 259H95V257H94ZM130 259V260H131ZM135 260H136V258H134ZM150 259H151V257H150ZM152 259V260H153ZM157 259V260H158ZM163 259L161 260H159L162 264H163ZM167 259H164V260H167ZM190 259V258H189ZM188 259V260H189ZM123 260V259H122ZM138 260V259H137ZM136 260V261H137ZM156 260V261H157ZM18 261H19V263L21 262V260L20 259H18ZM30 261V260H29ZM146 261V260H145ZM154 261V260H153ZM158 261V262H159ZM176 261V260H175ZM180 261V262H181ZM26 262V261H25ZM28 262V261H27ZM27 262L25 263V264H27ZM176 262H178V261H176ZM183 262V264H187V263H184V261H182ZM19 263H17V264H19ZM22 263V262H21ZM20 263V264H21ZM28 263H30V262H28ZM164 263H166V264H170V263H167V261L165 262L164 261ZM23 264V263H22ZM43 264V263H42ZM46 264V263H45ZM127 264V263H126ZM128 264H131V262L130 263H128ZM192 264V263H191Z\"/></svg>",
  "mask_w": 264,
  "mask_h": 264
}]
</instances>
